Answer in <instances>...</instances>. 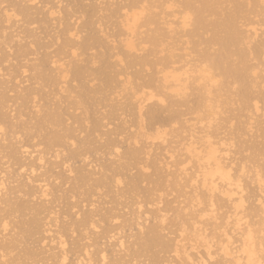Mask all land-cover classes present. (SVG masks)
Wrapping results in <instances>:
<instances>
[{"label": "bare ground", "instance_id": "6f19581e", "mask_svg": "<svg viewBox=\"0 0 264 264\" xmlns=\"http://www.w3.org/2000/svg\"><path fill=\"white\" fill-rule=\"evenodd\" d=\"M0 1L2 4H5L7 0L5 2H3V0H0ZM35 1L36 0H20L19 3H16V4L12 3L11 4L12 6H9V8L13 7L11 9L12 12L10 11L11 13L6 11L7 8L4 9L7 13H10V14L5 13L4 10L2 11V14H3V12L5 14H4V16L2 15V17H0V24L2 25L4 22H6L7 27L5 26V23L3 24V26H5L8 29V27H10L8 25L10 24L11 20L17 19V20H20L22 22H20V21L16 22L15 20H12V22H11L12 24H13V21L15 22V24H13V26L15 25V28L17 27L16 24L19 22L22 23L24 26L28 25V26H26L28 29L26 27H24V29H27V30L26 31L24 30V32L22 31L20 33L25 34V35H23V37L26 36V38H32L31 40H33V42L31 43V41H30V43L34 44V46H36L35 50L37 53L38 50H42V48H43V50L44 49L45 50L50 49L51 47L49 48L47 45L52 43V41H53V43L51 45L56 44V43L57 44L60 43L59 42V39H60L59 36L60 35L62 36V34L59 33L60 35L57 36L58 30H56V33L53 32V34L55 36H57V37H54L52 35L54 37L53 39L55 40L56 43L54 42V40L51 41L50 39H48V37L51 36V34L47 35L48 37L46 36V40H44V38H42V37H40L38 39L40 34L34 33V32H36L35 29L30 28V25H33V24L36 25L35 23H33L36 21V20L34 21V16L36 15L35 14L36 11H34L35 12L34 13L33 9L39 7V5L37 4L38 6L35 5L36 6L35 7L33 5V3L36 4ZM46 1H48V0H46ZM92 1H94V0H92ZM92 1H90L91 4L93 3ZM126 1H128V2L125 4L124 2H126ZM161 1L164 2V0H157L155 2H158V3H154V4H160L159 2H161ZM170 1H167V2H170L169 3L170 5H171V3L174 4L173 1H175V6L179 5L178 3H177L178 5L176 4V2H177L176 0H173V1L170 0ZM72 2L75 3V4H73V3L72 4H73V6L76 5L78 7V10L81 9V12H79V13H80L82 20L79 18L80 16H77L78 18L74 17V19H71V21L72 20L74 21L75 18L77 20L79 19L80 20L79 22L82 21L81 23H79L78 21H76V22L74 21V22H75L76 26H78L77 22L79 23V27L81 26L80 31L82 33H84L85 35L82 36L81 41L79 40L80 42L78 40H76V41H78V42H76L74 39L75 38L78 39V33L76 32L75 29L71 28L69 23H66L65 26L63 27L64 31H65V40L63 41L62 46H61L62 51H64L65 49L67 50V48H71V51L69 50V53L72 55V53H73L72 48H74L73 44L75 42H76V44H77L76 46H78V48L74 49V50H79L82 54H84L88 51L89 52L92 51V53H93L95 48L96 49L99 48L100 50L99 49L98 50L101 51V54L99 52L100 55L97 54L98 55L97 58H91L90 55H93V54L89 55V52L86 53L89 55V56H87V55L86 56L90 57V58H87L84 61L80 58V57H82V56H80L82 54L78 52L79 53L78 56H79L80 60H82L81 64H79L80 63L79 61L77 62L76 60H73V59H72L73 61L71 60V62L69 63V70L67 71V73L69 75L70 81L72 83H74L75 85L73 87H64V90L69 91L70 94L74 93L75 97H76V99L74 101H71L69 103V109L73 108V107L75 108V110H78L80 108L84 109V110H82V111H84L83 114L77 115L76 113H73V114H76V116L69 117V118H72L73 124L77 125L76 129H75V125H74V129L73 128L71 129L70 127H68L69 123H68V125L66 124L67 122H69V119L67 117V114L69 112L67 113L64 110H60V107H59L60 105L58 106V105H55V103H54L57 99L60 98V96H58L59 93H58V95L54 94L53 92L50 93L51 95L53 94L52 96H54L52 98H54V99L57 98V99H55L54 102H52L51 96H50V98H51L50 99L48 96V93H47V95L46 94L42 95V99L45 102L44 105L40 106L41 108L38 107L39 109H36V113L34 114V117L31 118L32 120L30 121V119H29L30 122L27 121V123H29V124H27V126H26V124H24V126H26V127H24L22 125L24 128L19 126V128L21 127V130L23 129L22 131H25V134H27V135H29L30 133L32 135V133H34V132H35V134L42 135L41 138H39L40 135L37 138V135L33 134V138L35 135V138H37L38 141H39V139H40V141H41V139H43L42 140L43 142L41 141L43 144L41 145L40 142H37L36 143L37 145H35L33 142L34 146H32V144L30 145L29 141L27 142L24 140L23 141L24 143L27 142L30 145V148L28 149L29 145L28 144L27 145L26 144L21 145V142H19L18 139H17V141L19 143L16 140H15L16 142L13 143V139L12 140H9V139L13 136L16 138L15 135L19 136L21 133V130L17 127L16 129L19 130V134H17L18 131L17 130L15 131L16 125L14 126L13 125L14 123L12 124V122L10 123L9 121H7L8 117L6 118L4 116V115H7V114H4L6 112H2V109L4 111L6 108V105H5L6 101L4 99H7V98H6V95H5V98L3 97V95H2V97H0V143H1L0 151L2 153L3 152L6 153V155H4L5 159L7 158L8 160H11L14 163V166H17V169L20 171L19 173L28 172V175L26 174L27 177H25V179L27 178L26 181L19 182L17 186H15V184H14L16 182V180L13 181L14 182L13 184L12 183L9 184V182H6V184H5L3 179H0V259H1L0 261H2V259H3L2 264H8L7 262L4 261L5 258L6 259L8 258L7 256H9V259L11 260L10 261L11 264H12V262H15V261L16 262L13 264H23V263L25 264L26 261H27L26 264H28V261H30L29 264H65L67 259L69 258L68 256H70L71 254H72L71 256H73V253H76L77 251H79V252H78V254L76 253V255H75L76 257L73 258L74 263L72 262V264H134V263L139 264V262L142 263V261L144 264L145 263L146 264H173L174 261L172 263V261H170L171 259H169L170 257H172V255H173L174 260L179 261V264H210L209 262L215 261V258H217L216 256L219 257V260L215 261L213 264H264V143L262 144V146L259 149H256L254 147L256 149V158L257 159L255 160V162L257 164L254 166L255 168L252 166L255 170L250 174V172L249 173L245 172V169L243 167L245 162H244V164H243V162L240 163V165L243 164V166L241 165V167L239 169L233 168L234 167L233 166L234 163H232L233 160L232 161L230 160L231 156L229 158V155L231 154L230 151H231V147H232L231 146L232 145L231 141L233 140L232 138H230L232 140L229 141L231 144H229L228 142L225 143V141L227 140L226 138H225L226 140L221 139L222 142L217 144V142L215 143L216 139H215V141H213L214 140V139L212 140L213 136L211 138L209 135H206L205 137H202L203 136L202 135L201 137L199 136V138L197 136V139H196L197 141H195V139L193 137L194 131H193V127H192V131L190 132L191 135L189 133V139H188L190 141L188 144L184 145V149H183L184 150V159L182 160V158L180 157L182 161L180 160L177 164H176V161L174 162V160H173V164L175 166L177 165L178 171H175L176 176L174 174V171H173V174H170L172 177H173V175L176 177V180L174 181V185L176 187H178V188L180 187L179 182L180 181L182 182V177H184L187 179L188 186L190 188H192V191L187 198V200L189 202L188 205L182 209H180L179 208L180 206H179L178 207L179 211L178 210L176 211L175 219H176V221H179V224L177 223L178 225L176 226L177 235L174 234L175 230L171 229L172 227L170 228L172 231H174L173 234L176 235L175 238H174V235H172L173 239H172V237L168 238L167 234H166L167 237L165 234H162V230L165 228L164 223H165V219L167 216V214H165L163 212V209L161 212H163L166 216L160 215L157 213V215H159L158 217L155 218L157 220V222H155V223H157V224H153V225H149V226L148 225L145 226V223L147 224V222H148V218H150V216L149 217L147 216V214L145 213L146 211H145V212H143L144 213L143 215H140V216L145 215L144 218H141L140 216L131 217L134 215V214L131 215L132 213L130 214V218L129 217L128 218L126 217V219L124 218V223H123V225L121 224L122 225L121 228H123V229H125L126 227L128 228V233H126L127 231L125 232L127 235L130 232H132V233H130L127 236L128 238L123 237L124 238V241H123V239L121 240V238H122L121 235H123V233H124V230H123L122 234H120L119 239H118V237L115 238V239H118V240H116V242H117L116 245L114 246L112 243L110 244V245H113L115 247V248H113V250L110 251V253H108L107 251L102 249L101 244L103 242L101 244H99V245H101V249H96V247L93 248L95 245L97 246V244H98L97 241H96L97 244H95V242L93 243L95 245H93L92 243L90 244L88 242L89 244L88 243L87 244L90 245V247L86 246V244H85L84 246L86 247V249L89 248L88 251H86L82 245V242L80 241L81 244L78 242L79 240L76 238L74 233H76V234L79 233V232H77L78 230H81L84 233L88 228L90 230L96 229V227H97L96 225H98V223L105 222V223H107V226L105 227L103 225L105 228L103 230L104 233H106V235L108 236L109 234L114 232V234L116 236H118L119 231H122V229H119L116 232L118 234H116L115 231H112V230H114V228L116 229V227H114V225L110 226L111 221L113 219L116 220V217H115L116 214L119 215L118 212L116 214H112V212L110 211V213L112 214V216H111L109 214V212H108L109 215L107 214V210H106L107 215L105 214L103 219L101 218L102 220H99L96 222L95 218H96V216H98L97 215L98 211H96L97 210L96 207L91 208L89 206L91 209L89 208V210H86V211L81 209L77 212H73L74 211V209H73V211L72 212L70 211V212L73 213L74 216L72 214H71L72 216L69 215L70 218L68 217V220L70 219V221H71L73 219L71 217H74L75 219H73L71 222H68L69 224H67V225H65L63 222L62 225L63 224L64 225L62 226V225H60V223H58V225L55 224L57 222V219L54 218L55 216L53 215V212L51 211L52 207L54 210V207H55L54 204L57 200L60 199L59 203L62 201L61 198H53V196H55V195H56V197L58 195H59V197L64 196V195L60 196L59 191H61L62 193L63 192L67 193V191H64V190H68V191L70 190V192H71L70 196L71 197H73L76 194L80 195V197H81V195H89L90 199H88V202H89V200H91V202H92L91 197H93V192L94 191L99 192L100 189H103V191L105 190L107 192V195L109 193L110 194L113 193L115 196L120 197L121 194H122L121 196H123L124 190L122 191L123 193L119 190L115 191V188L117 189L119 186L123 185V183H124L122 180L118 179L117 172H119L120 169H122V170L124 169L125 171H128V168H130V166H133V165L134 166H140L141 163H140L139 157H140L142 150H140L141 147L139 149H137L138 147L136 149H130V147H129L128 149H126L121 154V152L119 151L120 146L118 147V145H116L117 140H116V143L114 142L115 138L117 136L116 135V132H117L116 129H119V130L122 129L123 130V128L125 126L127 127V125L125 123L128 120H129V124L132 123L133 125H136V131L133 133V136L131 138L134 141L132 143V145L134 143H135V145L138 142L140 143V141H141L140 139H143L144 141L148 142L150 146H153L154 143H155V146H156V143H158V144L162 143V145H163L165 143V140L167 139L166 138L167 135L165 136L164 130L163 129L159 130V128L165 126L168 123V119L163 116L162 110L155 105L148 107V109L146 110L145 109L146 103H148V102L150 103L151 101H153V102L156 101V102L160 103V105H161L164 102H166L167 100H170V102H169L170 107H173L177 100H179V99L183 100V98L185 99V94L187 93L186 91L188 89H190V90L192 89L194 92L188 90L189 91L188 94H190V92H191V94L195 93V95H193V96L194 97L196 96V98L192 102V105L189 106L190 112H188V113L193 115L195 121H198L199 124L197 125V127L198 126L202 127L203 122H205V123L207 122L209 125H213L212 123H215L214 118H216L214 115L217 116L216 111L220 112L219 105H221V103H220L221 101L219 99L220 98L219 93H221L223 91V90L221 91V89H225L224 90L225 92H222L223 94L229 93L231 90L230 87H232V86H229V84L231 82L232 85H236L238 87V89H237L238 91L236 90L238 92L236 94V96H238V98H239L240 105H241L240 107H242L241 110L247 112L248 109L250 108V106H252L251 103L253 102L252 104H254V108H253V106H252V108L254 109V111L257 114V111L261 107H259V105H257L256 102H254L255 100H253V98H252V96H253L252 90H254V88H255V83L256 82L258 83V81H256V80H257V78L259 80V76L258 77L255 76L256 75V72H255L256 68H255V66L250 65V64H252L250 62L253 60H254V62L257 61L258 63L256 66L259 69L261 67V69H260L261 71L263 68V71H264V0H202L198 4L196 3L195 0L194 1L193 0H181V2L179 1L180 4H182V6L181 5L180 6L183 8V11L180 8V10L182 12L179 10L181 14L178 12V9H177L179 6L177 8H175L177 10V13H175V12H173L174 9H171V7H169V4L167 2H165L166 5L168 4V8H169L168 11L171 10L173 14L175 13L178 15L176 17V15L174 16L171 13L173 15V16H171L169 14L170 12L167 13L168 11L165 12V10L164 11L159 10L160 12H163L162 14L160 12H158L161 14V15H158V16H160L159 20L163 22L162 19H164L163 17L166 16V13H167L168 16H166V17H168V19L169 18L173 19V17H174V19H177L176 21H178V23H179V24L177 23V25H179L178 27L180 28V30L178 29L179 31H176L177 28L175 30V28H174L175 22L173 24V21H172V23L167 22V24L169 23V27H168V29L166 28L164 30L165 33H163V31H162L163 29H159L160 25L154 24L153 26H155V25L159 26L157 28V30L155 29L156 32L154 33L153 31H151V32H153V34L151 33L152 35L151 34L146 35V38L144 37L143 40L145 43H149L154 48V47H156L155 46L156 43L159 44V43L165 42V41H162V38L164 36L170 35L168 37H174V35L175 36L178 35V36H176V38L178 37L177 41L175 40L176 44L172 40H170V39H168V40L173 42V44H174L173 46L179 45L178 47H180V46H186V47L182 48L183 49L182 50L183 51L182 57L180 56L181 57L180 58L178 56L180 59L178 58L177 61H175V59H176L174 57L175 55L172 56L167 51L168 50H169V52L173 51L177 47L173 50L172 49L167 50V48H171V46L170 45H168V46L166 45L167 47L164 46L165 50H167V51H164V52H166L165 53L166 56L169 54V56L166 57L165 55H159V53H158V51L164 50V49L160 50L164 44L161 45L160 49L157 51L158 54L156 53L157 55L161 56V58L160 59L158 58L159 62H157L156 65L154 64L155 60L153 61V64H154V66H156L155 68L157 69V70H155L156 73L152 75L153 77L155 75V77L152 79L149 78L150 80H148L149 81L148 84H150V86L147 85L148 87H150V89L153 87L156 94L154 95L151 93L150 95L146 96L145 98L143 97V94L145 91L144 88H143L144 89L143 92L138 93V91H141L142 89L138 90V87H137L136 88L137 93H136V91H134L135 89L133 88V86H131L134 83L132 81H131V83H129L130 81L129 82L127 81V80H129V75L127 77V72L125 71L123 66L131 68L132 66L138 67L141 64H144V65L148 64L147 67L148 68L151 67V66H149V65H151L149 63L152 61V59L149 62L148 58H146L145 55H144L145 57H140V56L135 57L132 54V51L134 49H136V47L134 46L135 44L132 43V41L130 39L133 37L132 39L134 41L135 33L137 34V36H135V39L138 38V33L140 34V32H141L139 28L141 26H144L143 24L145 22L148 24L146 28L151 26L150 24H153L156 21L155 17L157 15L154 17L152 16V14H151V16L150 15L147 16L149 14L148 11H145V10L143 11V9H141V8L146 9V5H144L145 7H143V5L141 6V4L145 2V0H124V2H123L124 5H122L121 1L118 4L115 3L116 4L115 6H114V4L113 5L111 4V6H114V7H112L111 15H112V17H115V20H116L115 26L116 27L115 26L113 27L112 25L111 26L116 29V32H117L116 34H117V36H119V38L117 37L118 38V40H117L114 33L112 31H111L112 33L110 32V30H112L113 28L109 30V35H110V33H111V35L113 34L114 35L113 38L115 40L112 38H108L109 35L105 34V32H108L107 29H106L107 31L104 29L105 32H103V34H105L104 36H107L106 39L108 38L109 40H114V42H113L114 44H112L111 41L109 43L107 42V40L105 39L103 34L101 35L102 28H100V30H98L99 26H101V24H98L100 22H97L96 20H94L96 17V14H98V13L100 14V12L103 11L104 9L101 8V10L99 12L100 7L99 8L97 7L98 4L96 3V1H94V2L97 5L92 4L90 7H87L88 10H86V11L82 10L85 8V7L83 8V3L85 4L84 0H73ZM152 2H154V0ZM194 2H195V4H197L196 6H195V4H193ZM1 3H0V6L2 5ZM38 3L40 4L41 2L38 1ZM44 3L46 5V2H44ZM44 3H41V4H43L42 5L43 7L45 6ZM48 3H51V1ZM90 3L88 5L87 4L86 5L89 6ZM225 3L229 6L227 7V9L224 10L223 7H224ZM154 4H153V6H154ZM173 4H172V8H173ZM108 5H110V4H108ZM166 5H163V9L165 8ZM221 5L223 6L222 7L223 10L220 9ZM42 6L39 8L42 9ZM51 6H52V4H51ZM68 6L71 7L70 5H68ZM107 6H105L107 8L106 10L111 11V9H108ZM111 6H109V8H111ZM138 6L139 7L141 6L140 7L141 10L138 9ZM47 7H44L43 10H46L45 8H47ZM150 7H149V10H150ZM39 8L36 10L42 14L43 10H42V12H40L41 9L39 10ZM53 8H54V6L48 8L46 10L47 14L44 13V15H48V17H50V19L55 14L57 15V13L55 12V10H53ZM76 8L73 7V9H74L73 13L77 12V11L75 12ZM154 8H155V6H154ZM224 8H226V7H224ZM59 9L57 8L56 10H58V12H59ZM151 9H153V8H151ZM68 10H67V12H68ZM71 10H69V11L71 12ZM106 10L101 12V14L104 12H107ZM61 11H62V9H61ZM140 11H143V12H140ZM70 12H69V14L71 15L72 12L71 13ZM164 12H165V15H164ZM65 13H66V11H65ZM142 13H144L145 15L144 14L143 15L147 16V17L145 18L142 15ZM158 13H156V14H158ZM59 14L60 13H58V15ZM101 14H100V16L102 18L101 17L99 18L100 21H101V19L104 18L103 20H105V17H108L105 15H104L105 17H103V14L102 15ZM61 15H59L58 17H60ZM65 15H67V14H65ZM76 15H77V13H76ZM169 15H170V17H169ZM39 16H40V14L38 15V18L40 19V22H38V26H40L39 24L42 23L41 25H44V27L46 26L45 29L49 30V26H47L45 24L49 23L50 19L47 18V16H46V19H48V20L45 19L47 21L46 22L45 20H41V18L43 17L42 15H41L42 17H39ZM141 16L145 19L143 20V18H142V20L140 21ZM62 17H63V15H62ZM97 17H99V16H97ZM259 18H261V20ZM67 19H66V21H67ZM55 20L56 21L58 20L59 26L64 21V20L62 21L61 18L58 19L57 17ZM159 20L157 19V21H159ZM52 21L54 22V20H52ZM52 21H51V23L53 24ZM71 21H69V19H68L67 22H71ZM108 21H110V20H108ZM142 21L144 23H142V25H141ZM8 22H9V24H8ZM138 22H140L139 25H141V26L140 27L138 26L139 28L138 27L136 28ZM20 23H19V25H20ZM51 23H49V24H51ZM64 23H65V21H64ZM164 23L166 24V22H164ZM54 25L55 24H53V26ZM97 25H99V26H97ZM171 25H172V28H171ZM3 26H1L2 28L0 27L1 28L0 30H2L4 28ZM53 26H50V29ZM153 26H151V28ZM189 26H191L192 28ZM32 27H35V26H32ZM40 27H42V26H40ZM44 27L42 28L43 30H45ZM60 27H62V26H60ZM60 27H59V29H60ZM97 27H98V29H97ZM187 27L189 29L191 28V30H189V29L187 30ZM39 28H38V30H39ZM161 28H162V26H161ZM55 29H56V27H55ZM55 29L52 28V31H54ZM135 29H137L136 30L137 32L135 31ZM206 29L210 32V37L207 39H204V38H202L201 33L206 31ZM5 30L6 29H4V31ZM10 30H12V28ZM138 30H139V32H138ZM4 31L2 30L3 33H5ZM49 31L51 33V30H49ZM80 31H79V33H80ZM26 32H27V35H26ZM41 32H42V30H41ZM43 32H45V31H43ZM20 33L17 34V32H16L15 35H12L13 33L11 34L9 32L5 33L7 35L10 34L9 38H8L9 35L4 36L1 33V38L3 39L5 37V40L6 39L9 40V41H7V40L4 41V44L7 42L5 45L7 46V44L9 45V43H10V46H11L12 41L14 43L15 37H17L15 41H17V39L19 38L17 43H21V42L26 41L23 39L22 35L20 36ZM35 34H37L39 36H36ZM47 34H48V31H47ZM171 34H173V36H171ZM111 35H110V37H111ZM154 35H156V37ZM121 37L122 38L123 37L129 38V39L119 41ZM13 38H14V40H13ZM49 38H52V37H49ZM194 38L197 39V42H195V43H197L198 45H205L204 46L205 50L207 49L206 47H209V46L210 47L215 46V48L217 50L215 52L211 53L209 51H205L204 49L198 50V48L196 47L197 50L194 52V50L191 48V50H193V54H195L194 55L195 58H194V56H192L193 54L190 55L191 50H186L188 48L187 45L191 44V40ZM40 39L41 40L43 39V41H42L43 43L45 41H47V39L49 42L47 41L48 44L45 43L46 44L45 45L43 43H40L41 42ZM166 39H163V40H166ZM180 39H182V40H180ZM183 39H185V40L183 41ZM57 40H58V42H57ZM116 40L119 41L117 44L118 46L114 47ZM157 40H158V42H157ZM159 40H160V42H159ZM168 40H166V41H168ZM140 41L142 42V40H139V38H138L135 41V43H137V42L139 43ZM61 42H62V40H61ZM141 42L139 43V45L138 44L137 45L142 48L143 43L141 44ZM172 42H171V45H172ZM27 43H28V41H27ZM110 43L113 45V47L111 45H109ZM57 44L55 45V47L57 46ZM24 45H27V44L25 43ZM29 45L27 48H25L26 46H23V44H22L23 47L18 50L19 53L20 54L25 53L24 55H26L27 49H29V48L31 49V47L33 46V45L32 46H29ZM10 46H7L6 48L8 49ZM12 46L14 47V45H12ZM18 46H19V44H18ZM46 47H48V48H46ZM139 47L136 50L141 52V50H143V49L139 50ZM146 47H147V45L145 46V48ZM32 48H34V47H32ZM158 48H159V46H158ZM215 48H213V49H215ZM2 50H3V48H2ZM177 50L178 49H176V51ZM211 50L212 49H210V51ZM102 51H104V52H102ZM154 51L152 50V53H154ZM185 51H188L190 53L189 55H190L191 59H196V55H197L198 61L196 62L195 65H193L195 62L194 63L192 62L193 64L191 62L188 63L189 62V60H188L189 55L187 52L185 53ZM114 52L116 53V55H114L115 54ZM164 52L163 53L161 52V53L164 54ZM178 52L180 54V51H178ZM28 53H27V55H28ZM75 53H77V51H75ZM152 53H150V54H152ZM156 54L154 53L153 55L156 56ZM176 54H178V53L176 52ZM57 55H59V54H57ZM73 56H75V54H73ZM152 56H151V58H152ZM162 56H164V57H162ZM6 57H8V56H6ZM20 57H21V55H20ZM50 57H51V54H49V56L44 55L41 58V60L39 59L38 64H36V65L34 64V68L32 67L33 71H31V72H33L32 75H33V79L35 80L34 82L39 84V85L42 84V86H44V87L41 86L42 88H45L46 86L43 84H46V85H50L51 89H52V87H54L55 90H56V88H58L57 92L58 91L60 92V91H63L62 85L68 84V81L66 80V76L62 75L64 69L61 65V62L60 63L58 62L59 64H57L56 61H52V59L55 57V55H54V57L52 56L53 58L51 57L52 59ZM83 57H84V55H83ZM94 57H96V55ZM157 57L158 56H156L155 58H157ZM2 58H4V57H2ZM2 58L0 59V63H1V60L2 61L4 60ZM57 58H58V56H57ZM70 58H71V56H70ZM79 58L75 56L74 59L78 60ZM23 59H24V57H23ZM36 59H37V57H36ZM114 59H116V60L114 61ZM53 60H56V57ZM147 61L149 63H147ZM8 62H9V60H8ZM28 62L30 63V61H28ZM95 62L99 63V65L97 67H95L96 66ZM124 62L126 64L123 65ZM117 63L118 64L121 63L119 66H122V65L123 66L119 67ZM190 64H192L193 66ZM146 65L144 67H146ZM1 66H2V64H1ZM9 67H7V68H9ZM118 67L121 68L122 70L118 69ZM137 67H134V68H137ZM152 67H153V65H152ZM159 67H161V70H158ZM150 69H152V68H150ZM123 70L126 72V74H125L126 76H123L124 77L123 79H125V77H126V79H125L126 81L121 80L122 78H120V76L122 77V73L124 72ZM130 70H134V69L131 68ZM21 71H23V70H21ZM24 72H26V71H24ZM12 73H14V72H12ZM28 73H30V72H28ZM136 74L139 75L140 73L138 74V72H136V73H134V74L132 73L130 75L135 76ZM123 75H124V73H123ZM4 78H0V79L3 81ZM15 80L17 82V79H15ZM11 81H13V80H11ZM29 81H30V79H29ZM4 82H5V84L8 83V82L6 83L5 80H4ZM4 82H0V84H4ZM31 82H33V81H31ZM263 82H264V78H263ZM257 83H256V86H258V84H259V83L258 84ZM10 84H11V82H10ZM15 84H17V83H15ZM127 85L130 88L127 87ZM134 85H136V84H134ZM236 86H233L232 89ZM261 86H262V88H259V89H261V90L264 89V84H262ZM13 87H10V88H13ZM19 87H21V86H19ZM33 87H34V85H33ZM47 87L49 88V86H47ZM15 88H17V87H15ZM228 88H229V90H228ZM32 89H34V88H31L30 90L26 89L27 93H26L25 97L21 96L24 98L25 103H28L29 101L33 102V98L35 96H37L36 93L34 95L35 89L34 90H32ZM45 89H47V88H45ZM116 89H119V90H117V91H119V93H118L119 95H121L123 93L128 94V89H129V94L126 95L127 97H123L125 95L120 96L121 100L122 99L126 100L125 103H124L125 100H123L124 104L120 103L118 101H117V103H115V100H118V98H119V97H117V99L116 98L114 99V97H112V95L115 94ZM213 89H218V90H215V92H213ZM256 89L254 92H256ZM0 90H6V88L0 87ZM120 90L123 93L121 92V94H120ZM147 92H148V90H147ZM259 92L263 93V91H259ZM259 92L257 91V94H259V96H261L260 97L261 100L258 99L259 98L258 95L255 96L254 98L257 97L256 98L257 102L262 101L264 103V94H260ZM140 93H142V94H140ZM3 94H4V92H3ZM32 96H34V97L32 98ZM56 96H58L59 98ZM116 96H118V95H116ZM186 96H188V95H186ZM29 97H31L32 99H30ZM111 97L114 99L113 100L114 103H112L113 101H112ZM194 97H192V98H194ZM222 97H223V95H222ZM222 97H221V100H223ZM173 98H175V99L177 98V100L174 101V100H172ZM186 98H188V97H186ZM100 100L106 101V103L108 102L109 104L111 102L110 105L107 103L108 106L110 107L109 108L110 110L107 109L108 110L107 113H109L110 117L112 116L111 118H113L115 115H117V113L120 114V112L123 110V109L121 110V108L123 106H124V109H126L125 111H127V113L130 114V116L132 115L133 118L129 117V119H127L126 121H123L124 123L122 121L120 122V120L122 119L123 114H124V113H122L121 114L122 116L120 115L121 119L118 120V122H120V124L119 123L115 124L116 129H113V128H115V125H113L114 123H112V125L114 127L110 123L111 128L116 131V132H114L115 134L113 133L112 130L107 131V129H109L110 126H109V124H106V123H108V121H110V120L107 121V118L105 117L104 119H106V120H104V121H106V122H104L102 119L99 118L100 116L98 114L100 113V111L97 112L98 111L97 108H99L102 105V103L100 104ZM60 101H62V100L60 99ZM185 101H187V100L185 99ZM51 102L54 104V106ZM97 102H99V104ZM22 103H24V102H22ZM59 103L57 101L56 104H59ZM61 103H63V101ZM95 104L100 105V106L97 107ZM103 104H104V102H103ZM107 104H105V108H106ZM223 104H225V103L223 102ZM39 105H42V104H39ZM93 105H95V107H97L96 108L97 110H94L95 107ZM148 105H150V104H148ZM4 106H5V108H4ZM89 107H94V108H92V110L90 111ZM222 107H224V105ZM36 108H37V106H36ZM252 108H251V110H252ZM61 109H62V106H61ZM164 109H165V106H164ZM187 109H188V107H187ZM20 110H17V114H16V119L19 118V120L24 118V117H22V113L25 112V111H21V113H19ZM250 111H248V112H250ZM15 112H16V110H15ZM74 112H76V111H74ZM104 113H106V112H104ZM104 113L102 111V113L100 115H102ZM167 113H169V112H167ZM10 114H11V112H10ZM96 114L99 117H97ZM164 114H166V113H164ZM18 115H20L22 118H20ZM250 115L253 117L252 113H250ZM104 116H105V114H104ZM109 116L107 115L108 119H111V118H109ZM120 116H115V118L116 117L120 118ZM66 117H67L68 121L67 120H65V121H67V122L64 121V119ZM174 117H175V115H174ZM212 117L214 120H212ZM252 117L250 118V122L252 120ZM101 118H103V116ZM126 118L127 117L125 115V119ZM130 118H132V119H130ZM134 118H135L136 124H134V122L132 121V120H134ZM9 120L11 121V119H9ZM27 120H28V118H27ZM111 120H114V119H111ZM190 120H191L190 122L192 124L193 119H190ZM211 120L214 122H212ZM21 121H23V119ZM116 121H117V119H115V122ZM130 121H131V123H130ZM184 121H185V119H184ZM111 122H113V121H111ZM23 123H26V121H23ZM23 123H21V124H23ZM185 123L188 124L187 122H185ZM129 124H128V126L130 129L131 126ZM171 124L176 125V124H174V122H172ZM171 124H170L171 128L175 127ZM186 124H185V126H186ZM200 124H202V125L200 126ZM251 124H252V122H251ZM259 124H261V122ZM117 125H118V128H117ZM207 125L205 127H207ZM106 126L109 128L106 129L105 128ZM192 126H194V124H192ZM104 128L106 129V131H103V130H105ZM133 128L130 130H133ZM211 128H213V127H211ZM207 129H209V128H207ZM166 130H168V127L165 129V132L167 133ZM209 130L211 131V129H209ZM209 130H208V132H209ZM76 131H78V134L81 133L80 135H83L82 133H84V136L81 138V136L78 135L79 139H76V136H75ZM111 131H112V135L110 133ZM149 131H150V134H149ZM174 132H175V130H174ZM195 132H197V130ZM198 132H201V131H198ZM119 133L120 132L118 131V135H119ZM123 133H125V132L124 131L121 132L120 135ZM128 133L131 134V131ZM125 134H123V135H125ZM209 134H212V133H209ZM21 135L25 137L24 134H21ZM76 135H77V133H76ZM113 135H115V136H113ZM22 136H21V138L19 136L21 141L23 140ZM103 136H104V142L102 144L101 142L103 141V139H102ZM110 136H111V138L113 136L114 140H112L113 138L111 139ZM6 137H9V139L7 140ZM164 137L166 138L165 140H164ZM28 138H29V136H28ZM121 138H123L122 135H121ZM173 138H174V136H173ZM31 139H32V136H31ZM33 140H36V139H33ZM238 140H240V139H238ZM127 141H129V140H127ZM223 141H224V143H223ZM5 142L7 144H5ZM38 143H40V145L42 147H40ZM181 144H177V145H181ZM233 144H234V142H233ZM132 145H131V147H132ZM135 145H134V147H135ZM35 146H39V147H36L38 150L37 153L35 150L36 149ZM43 146H44V148H43ZM32 147H33V149H31ZM149 147L145 146L146 150L148 148L149 152H151L152 151L151 147L150 148ZM38 148H40V151ZM41 148H43L44 150H41ZM142 148H144V147H142ZM160 148H161V146H160ZM102 149L106 150L105 154H106V156L109 157V159H108V157H107V159L110 161L108 164H106L108 162L107 161V162H105V164L101 165V169H100V172L98 171V174H97L96 170L94 169V172H96V174H95L92 171H89V169L87 170V168H85L84 166H86L85 163L88 159L87 158L88 155L93 156L94 154H97V156H98L100 153V150H101V154H102V151H103ZM152 149H154V148H152ZM178 149H180V148H178ZM29 150H35L34 152L36 154L33 152L35 154L34 155L32 152H29ZM166 150H164V151H166ZM44 151H46V157L48 156L49 152H52L51 154H53V156L56 160H59L60 159L59 157H61V160H62L63 156H64L63 162L62 161H60V162H62L64 165L67 163V165L63 167V168L67 167V170L64 169V170H66L65 172L74 174L72 176H69V178L73 177L72 178L73 183H72L71 187L68 185L69 189L63 188V191H62V189L59 190V188H58L59 191L58 190L57 191L59 194L58 193L53 194L52 191L50 190L49 183H52L53 180H52V182H50L51 179L49 180V178L52 176L49 175L48 171H46V170L44 172L39 171L37 173V171L40 168L42 169L44 166V162H43L44 154H45ZM143 151H145V150L143 149ZM177 151L178 150H176L174 152L177 153ZM147 152H148V150L145 152H142L145 154V156H144V154L142 155V157L144 156V159L149 158L148 156L150 153L147 154ZM161 152L163 153V150H161ZM168 152H169V150H168ZM179 152H180V150H179ZM179 152H178V154H179ZM103 153H104V151H103ZM162 153H161V155H162ZM167 155H168V153H167ZM23 156L25 157L24 159L26 161L23 160ZM102 156H105V155L102 154ZM102 156H100V157H102ZM106 156H105V158H106ZM168 156H170V155H168ZM2 157L3 156H1L0 159ZM51 157H52V155H51ZM112 157L113 158L118 157L119 159H122V163L121 162H120L121 164L117 163L118 160H116V159L113 160ZM49 158H50V153H49ZM54 158L52 160L53 162L56 161ZM156 158H158V161ZM156 158H155L156 160H154V162L157 161V163H158L159 160L161 161V159H159V155H157ZM160 158H162V157H160ZM172 158H173V155H171L169 157V161H171V163H172ZM7 159L5 161H7ZM100 159H99V161H100ZM1 160H3V159H1ZM147 160H149V159H146V161ZM162 160H164V157ZM165 160H166V157H165ZM169 161H166V162H169ZM76 162H82L85 165L84 166L81 165V167H82L81 168L80 167L81 163H80L79 167H74L73 165ZM92 162H93V160H92ZM163 162L161 161V163H163ZM166 162H164L163 165L168 166L166 169L169 170L170 165H169V163H166ZM1 163H3V162H1ZM4 163H6V162H4ZM62 163H60V164H62ZM87 163H88V161H87ZM102 163H104V162H102ZM161 163L160 164L158 163L159 167H160V165H162ZM37 164H38V166H37ZM57 164H56V166H57ZM88 164L91 166L90 163H88ZM7 165H8V162H7ZM7 165H6V167H7ZM153 165H154V163H153ZM174 165H172L173 168H175ZM12 166H13V164H12ZM12 166H9V168H8V169L11 168L10 172H12V168H13ZM58 166H60V165H58ZM90 166L88 168H90ZM172 166L170 168L171 170H172ZM178 166H179V168H178ZM54 167H55V163H54ZM159 167H154L157 176L161 174ZM48 168H50V167H48ZM97 168H100V167L97 166ZM126 168H127V170H126ZM144 168H146V167L140 166L138 173L133 175L130 179L128 178L129 179V180H127L128 181L127 182L128 192L129 193L138 192V195H140L142 193V194H144L145 198H147L149 201L151 200L150 207L153 208L156 205H157L156 207H158V204H156L155 200H154L155 205L152 206V202H153L152 199L155 197V196L152 197V194H154L155 192H152V190H151V192L145 191V189L143 190V187L140 186V184L143 181V176H144V175H142L141 171ZM3 169L5 170V168H3ZM130 169H133V168H130ZM90 170H92V168H90ZM144 171H146V170H144ZM10 172H9V175H10ZM14 173H15V171H14ZM19 173H15V174H18V176H19ZM162 173H163V171H162ZM167 173H168V171H167ZM4 174H5V172H4ZM4 174H2V175H4ZM1 176H0V178H2ZM15 176H14V178H15ZM19 177L21 178V176H19ZM60 177H62V176H60ZM162 177H161V180H162ZM8 178H10V177L8 176ZM23 178H24V176H23ZM184 178H183V181H184ZM156 179H158V177H156ZM167 179H168V177H167ZM172 179H174V178H172ZM186 179H185V182H186ZM61 180H62V178H61ZM19 181H21V179ZM57 181H58V179L56 180V183H58ZM159 182L160 181L158 180V182L155 183V187L159 186V184H160ZM169 182H170V179H169ZM56 183H54V185ZM166 183H167V180H166ZM6 185H7V187H6ZM11 185L13 187L15 186V188H13ZM8 186H9V188H8ZM64 187H66V186H64ZM51 188H52V186H51ZM118 189H122V188L119 187ZM147 189L150 190L149 188H147ZM118 191L121 192V194ZM117 193L120 195H117ZM14 194H19V195H17L16 198H18V196L19 197L21 196L22 198L20 197L21 198L20 200L19 199L13 200L11 195H14ZM155 194H157V193H155ZM114 195H112V199H111L112 201L114 200V198H113ZM130 195L133 196V194H130ZM104 196L105 195L103 194V197ZM82 197L83 198H79V199H83L82 201H85V204H86V202H87L86 200L89 197H87L86 199L84 198L85 196H82ZM119 197H117L118 200H119ZM144 197L141 196L140 197L141 201L138 200V202H140V204H141L140 205L137 203L139 205L138 207H136L138 209V211L140 209V206H143L142 205V202H143L142 199ZM156 197H157V195H156ZM23 198H24V201H22ZM65 198H63V200ZM67 198L65 199V201H68ZM70 199H69V201H70ZM137 199H139V196H138V198H136V200ZM74 200H77V199L74 198ZM132 200H134V199H132ZM51 201H53V202L51 203ZM78 201L79 200H77V205H78ZM115 201H116V199L114 200V203H115ZM144 201H146V199ZM159 201H161V199ZM79 202H81V200ZM91 202H89V203L91 204ZM161 202H163V201H161ZM181 202H182V200H181ZM49 203H51L50 204L51 206L53 205L51 208H50V206H47ZM56 203H58V202H56ZM70 203L71 202H69V204ZM73 203L75 205L76 202H73ZM99 203H100V201H99ZM157 203H159V202L157 201ZM62 204H64V202ZM87 204L84 205V207H86ZM106 204L108 205V203H106ZM131 204L133 206L134 203H131ZM144 204H146V203L144 202ZM184 204H186V202ZM203 205L206 208L204 210H200L199 208H201ZM183 206L181 204V207H183ZM69 207L71 208V206H69ZM74 208H75V206H74ZM159 209L160 208L157 209V212H159ZM224 209H226V211H224ZM220 210L224 211L225 213L221 217L222 218L221 223H218L219 219L217 217V213ZM164 211H166V210H164ZM61 212H62V210H61ZM103 213L104 212H102V213L100 212V214H103ZM147 213H148V211H147ZM149 213H150V210H149ZM221 214H222V212H221ZM55 215H56V213H55ZM67 215H65L66 216L65 218H67ZM113 215H115V216H113ZM123 216L121 217V215H120L117 218V221L120 218H122L121 220H123ZM13 217H15L14 218L15 220L13 221V223H12L13 225L11 226L9 221L11 219H13ZM56 218H57V216H56ZM112 223H113V221H112ZM101 225H100V228H101ZM59 226H61L60 229H58ZM118 226H119V224H118ZM173 226L175 227V224ZM56 227H58V228H56ZM132 227L135 228V230H137V231L134 230L135 233H133L134 231H132V229H131ZM207 227H209V229ZM52 228H54L56 230H54ZM167 228H165V230ZM75 230H76V232H74ZM207 230H209V235L206 233ZM94 231L95 230H93V232ZM69 232H72L71 234H73L75 239H77V241H76L75 239H73L74 238L73 235H71V236L69 235L71 238L73 237L72 238L73 241H71V242L73 243L75 240L78 243V245H81V247L80 246L79 247L73 246L72 250H74V248H76L73 253H70V251H72V250L70 249L71 247L67 246V243H68L67 238L68 237H65V235L68 234ZM93 232H92V234H93ZM95 233H96V231L94 232V234ZM171 233L170 232L168 233L169 236ZM85 234L89 235L87 233H85ZM82 235H84V234H82ZM111 235L112 236H108V237L106 236L107 237V243H108V241L112 242V240H114L115 235H113V234H111ZM79 236H81V235H79ZM70 237H69V239H71ZM94 237H95V235H94ZM65 238H66L67 243L65 242ZM102 238H104V237L102 236ZM91 239H93V238L91 237ZM91 239H90V241H91ZM127 239L129 240L128 242H127ZM125 240H126V242H125ZM23 241H25L28 244H29V242L30 243L35 242V244L37 243L38 246L30 247L31 246V244H30V246L27 247V245H28L27 244L26 247H24L25 243ZM46 241H48L47 242L48 244H46ZM49 242L52 244L51 246H48ZM69 243H68V245H69ZM72 243L70 244V246L73 245ZM77 243L74 242V244H77ZM33 246H34V244H33ZM65 246H66V249H67V247L70 249V251H69L70 254H68V256H67L68 250L66 251ZM91 246H93V247H91ZM82 247L84 248V250L82 249ZM91 249L92 250L95 249V250L92 252H89V250H91ZM107 249H109V248H107ZM13 252H14V255L16 252L15 256L12 254ZM80 252H82L83 254H81ZM169 254H171L170 257H168ZM10 255L12 256V258L10 257ZM173 258H172V260H173ZM12 259H14L15 261H12ZM69 259H70L69 263L71 264V257ZM67 264H68V262H67Z\"/></svg>", "mask_w": 264, "mask_h": 264}, {"label": "rangeland", "instance_id": "374dc122", "mask_svg": "<svg viewBox=\"0 0 264 264\" xmlns=\"http://www.w3.org/2000/svg\"><path fill=\"white\" fill-rule=\"evenodd\" d=\"M6 0H3V2H5ZM9 1V2H8ZM12 1V2H11ZM37 1V0H36ZM35 1V3L36 4H34L33 3V5L35 6H38L39 5V7H41L43 4H41V3H44V2H46V5H45V3H44V7H47V8H45L46 10L48 9V8H50V7H53L54 6V8H53V10H55V12L57 13V15L55 14L54 16H52L51 17V19H50V17H48V15H44V13H46L47 14V11L46 10H43L44 9V7L42 6V9L41 8H39V7H37V8H34L33 9V12L34 11H36V15L34 16V21L35 22H33V23H35L36 25H30V28L31 29H35V31L36 32H34V33H39L40 34V36L39 35H37V34H35L36 36H39L38 37V39L40 38V37H42V38H44V40H46V36L47 35H49V34H51V36H49V37H52V38H49L48 36V39H50L51 41L52 40H54L53 38L54 37H57V36H59L60 34H62V36L60 35L59 36V42L60 43H56L55 42V40H54V42L57 44V46L55 47V45L56 44H53V45H51L52 43H53V41H52V43H50V44H48V39H47V41H45L44 43L42 42L43 41V39L41 40V42L40 43H43V44H45V43H47L48 45V47L50 48V49H44L43 50V48H42V50H38V54L36 53V50H35V48H36V46H34V44H31L32 42H33V40H31L32 38H26V36H24L23 37V35H25L24 33H20V32H24V30L26 31L28 28L26 27V26H28V25H26V26H24L22 23H20V22H22V21H20V20H15V19H12V20H15L16 22L17 21H20L19 23H20V25H19V23H17L16 25H17V27L15 28V25L13 26V24H15V22L13 21V24L11 23L12 22V20H11V22H10V24H9V22H8V26H10V27H8V29L6 28L7 26H6V22H4L5 23V26H3V24L1 25V26H3L4 28L2 29L3 31H4V29H6L4 32L5 33H13L12 35H15L16 34V32H17V34H19L20 33V36L22 35V37H23V39L24 40H26V41H24V42H21V43H17V41H18V39H17V41H15L16 40V38L17 37H15V40H14V38H13V40H14V43H13V41H12V43H11V46H10V43H9V45L7 44V46H10L8 49L6 48L7 46L4 44V41H6L5 40V35H7V34H5V33H3L2 32V30H0V57L2 58V57H4V58H2V59H4L3 61L1 60V63H0V78H4V80L6 81V83L7 84H5V82H4V80L2 81L1 79H0V82H4V84H0V87L1 88H3V87H5L6 88V90H0V97H2V95H3V97L5 98V95H6V98L7 99H4L6 102V108H5V106H4V108H5V110L3 111V109H2V112H6V113H4V114H7V115H4L6 118H7V121H9L10 123L12 122V124L15 126V131L17 130L16 128L18 127L19 128V126H21V127H23L24 126V124H26V126H27V124H29V123H27V121H29V119H30V121L32 120L31 118H33L34 117V114L36 113V109H39L38 107H40V106H43L44 105V101H43V99H42V95H44V94H46L47 95V93H48V96H49V98H50V96H51V98L52 97H54V96H52L50 93H54V94H57L58 95V93H59V95L58 96H60V98L58 97V96H56V97H58L59 99H57V98H55V99H57L56 101H55V99L54 98H52V102H54L55 103V105H60L59 107H60V110H64L65 112H69L68 114H67V117H68V119H69V122H67L68 120H67V117L64 119V121L65 120H67V121H65V122H67L66 124L68 125V123H69V125H68V127H70L71 129L73 128L74 129V125H75V129H76V124H73V120H72V118H69V117H71V116H76V114L77 115H80V114H83V112L84 111H82V110H84L83 108L81 109H78V110H75V108L73 107V108H70L69 109V103L71 102V101H74L75 99H76V97H75V94L74 93H72V94H70L69 93V91H65L64 90V87H73L75 84L74 83H72L71 81H70V79H69V75H68V73H67V71L69 70V63L71 62V60L73 59V60H76L77 62L79 61L80 63L79 64H81V61L83 60H86L87 58H90V57H87V56H89L90 54H93V55H90L91 56V58H97V54H99V52H100V54H101V51H99L100 49L99 48H95V50H94V52L92 53V51L91 52H89V55L88 54H86V53H88V52H86V53H84V54H82L79 50H74V49H77L78 48V46H76L77 44H76V42H78L79 40L81 41V39H82V36H84L85 34L84 33H82L81 31H80V27H79V23H81V22H79L80 20L78 19H76L75 18V22L76 21H78L77 22V24H78V26H76V24H75V22L72 20L71 21V19H74V17H77V16H80V13L79 12H81V9L80 10H78V7L75 5V6H73V4H75L74 2H72L73 0H48V1H46V0H38L39 2H41L40 4L38 3V1L36 2ZM51 1V3H48V2H50ZM66 1V2H65ZM68 1V2H67ZM86 0H84V2H85ZM90 1H92V0H87L86 2H85V4L83 3V8L84 9H82V10H88V8L87 7H90L92 4L94 5L95 4V2L94 1H96V3L98 4V8H99V12H100V10H101V8H103L104 10H106L107 8L105 7V6H107L108 4H110V5H108L107 7H108V9H111V11L110 10H106L107 12H104V13H102L103 14V17H105V16H108V17H105V20H103V19H101V21H100V14H101V12H103V11H101L100 12V14L98 15V14H96V17H95V19L94 20H96L97 22H100V23H98V24H101V26H99V25H97V26H99V29H98V27H97V29L98 30H100V28H102V32H101V35L103 34V32H105V30L107 29L108 30V32H105V34L106 35H109V30L110 29H112L114 26H115V17H112V15H111V12H112V7H114L116 4L115 3H119L120 1L122 2V5H124L123 4V2H124V0H94V1H92L93 3L91 4L90 3ZM103 1V2H102ZM148 1V2H147ZM145 0V2L144 3H142L141 4V6L143 5V7H145L144 5H146V9H144V8H141V9H143V11L145 10V11H148V15L147 16H151V14H152V16L154 17V16H156L155 17V22L153 23V24H150L151 26H153L154 24H158V25H160V28L159 29H163L162 31H163V33H165V29L167 28L168 29V27H169V23L167 24V22H170V23H172V21H173V24H174V22H175V26H174V28H175V30H176V28H177V30L176 31H179L180 30V28L178 27L179 25H177V23H178V21H176L177 19H174V17H173V19H168V17H166V16H168V14L167 13H169L171 16H175L176 15V17H177V15L178 14H175V13H177V10L175 9V8H177L178 6V12L180 13V11L182 10L183 11V8L181 7L182 6V4H180V2H181V0H176L177 2H176V4L178 5V6H175V1H173L174 2V4L173 3H171V5L169 4L171 1L170 0H167V1H170V2H167L166 0H164V2L163 1H161V2H159L160 4H154V3H158V2H155V1H157V0H154V2H152L153 0ZM180 1V2H179ZM194 1V0H193ZM196 1V3L198 4V3H200L202 0H195ZM198 1V2H197ZM20 2V0H7L6 1V3L5 4H2L1 3V1H0V3L2 4L1 6H0V17H2V15L4 16V14L5 13H7V12H12V8L13 7H10L9 8V6H12L11 4L12 3H19ZM64 2V3H63ZM111 2V3H110ZM128 1H126V2H124L125 4L127 3ZM165 2H167L168 4H169V7H171V9H174V11L173 12H175L174 14L172 13V11L170 10V11H168L169 10V8H168V4L166 5L165 4ZM73 3V4H72ZM90 3V5L89 6H87L88 4ZM164 3V4H163ZM7 4V5H6ZM10 4V5H9ZM14 4V5H15ZM38 4V5H37ZM48 4V5H47ZM51 4H52V6H51ZM58 4V5H57ZM87 4V5H86ZM97 4H95V5H97ZM111 4L113 5L114 4V6H111ZM121 4V3H120ZM153 4H154V6H155V8H154V6H153ZM172 4H173V8H172ZM193 4H195V2L193 3ZM197 4H195V6L197 5ZM13 5V6H14ZM65 5V6H64ZM68 5H70L71 7H69ZM102 5V6H101ZM163 5H166L165 6V8L163 9ZM181 5V6H180ZM8 6V7H7ZM35 6V7H36ZM50 6V7H49ZM56 6V7H55ZM59 6V7H58ZM109 6H111V8H109ZM140 6V7H141ZM148 6V7H147ZM151 6V7H150ZM175 6V7H174ZM229 5H227L226 3L224 4V7H226V8H224L222 5H221V7H220V9H222V7H223V9L225 10V9H227V7H228ZM65 7V8H64ZM73 7H77L76 9H75V12L77 13V15H76V13H73V11H74V9H73ZM140 7L138 6V9L139 10H141L140 9ZM149 7H150V10H149ZM2 8V9H1ZM7 8V9H6ZM39 8V10H40V12H42V10H43V13L41 14V13H39V11H37L36 9H38ZM59 9V12H58V10H56V9ZM72 10H71V9ZM148 8V9H147ZM151 8H153V9H151ZM180 8H181V10H180ZM4 9H6V11L4 10ZM9 9V10H8ZM61 9H62V11H61ZM71 10V12H72V16L69 14V10ZM155 9V10H154ZM157 9V10H156ZM222 9V10H223ZM5 11V13L3 12V14H2V11ZM67 10H68V12H67ZM164 11L165 10V12H167L166 13V16H164L165 15V12H164V19H162L163 20V22L162 21H160L159 20V17L160 16H158V15H161L163 12H160V11ZM176 10V11H175ZM180 10V11H179ZM62 13H61V12ZM65 11H66V13H65ZM110 11V12H109ZM143 11H140V12H143ZM181 11V12H182ZM10 12V13H11ZM70 12V13H71ZM109 12V13H108ZM158 12H160V13H158ZM10 13H7V14H10ZM58 13H60L59 15H63V17H62V15L60 16V17H58L59 15H58ZM144 13H142V15L144 14ZM156 13H158V14H156ZM173 15H172V14ZM40 14V16L39 17H42L41 18V20H45L46 19V16H47V18H49L50 20V22L49 23H51V21L52 20H54V22H53V24H55L54 26H53V24L51 23V24H49V23H47V24H45V25H47V26H49V30H51V33H50V31L47 29H45L46 28V26L44 27V25H41L42 23H40L39 25L40 26H42V27H40V26H38V22H40V19L38 18V15ZM65 14H67V15H65ZM101 14V15H102ZM109 14V15H108ZM144 14V15H145ZM154 14V15H153ZM181 14V13H180ZM42 15V16H41ZM74 15V16H73ZM105 15V16H104ZM143 15V16H144ZM170 15H169V17H170ZM71 16V17H70ZM97 16H99V17H97ZM147 16H144L145 18L147 17ZM54 17V18H53ZM56 17L58 18V19H62V21L64 20L65 21V23H64V21H63V23L60 25V26H62V27H60L59 26V24H58V20L56 21L55 19H56ZM110 17V18H109ZM69 19V21H71V22H67L68 21V19ZM78 18V17H77ZM81 20H82V18H81V16L79 17ZM102 18V17H101ZM107 18V19H106ZM142 16H141V19H140V21L142 20ZM145 18H143V20L145 19ZM162 18V17H161ZM172 18V17H171ZM66 19H67V21H66ZM99 19V20H98ZM114 19V20H113ZM157 19L159 20V21H157ZM168 19V20H167ZM260 20H261V18H259ZM46 20H48V19H46ZM45 20V21H46ZM108 20H110V21H108ZM113 20V21H112ZM166 20V21H165ZM107 21V22H106ZM47 22V21H46ZM96 22V23H97ZM164 22H166V24L164 23ZM24 23V22H23ZM66 23H69V25L71 26V28L72 29H75L76 30V32L78 33V39L77 38H75L74 40L76 41V40H78V41H76L74 44H73V46H74V48H72V51H73V53H72V55L69 53V50L71 51V48H67V50L65 49L64 51H62V49H61V46H62V43H63V41L65 40V31H64V26H65V24ZM73 23V24H72ZM139 23L140 22H138V24H137V26H136V28L139 26H141L142 25V23H144L143 21L141 22V25H139ZM172 24V25H173ZM179 24V23H178ZM12 25V26H11ZM113 27H112V26ZM144 26H141L139 29H140V34L138 33V38H139V40H142V42H141V44H142V48L141 47H139L138 45H139V43L137 42V43H135V41L138 39V38H136L135 39V36H137V34L135 33V36H134V41H133V37L130 39L131 41H132V43H134L135 45V47H136V49H138V47H139V50L140 49H143V50H141V52L140 51H138V50H136V49H134L133 51H132V54L135 56V57H145L146 56V58H148V60H149V62L151 61V59H152V63L150 62H148L147 61V63H149V64H151V65H149V66H151V67H147V65H146V67H144L145 65L144 64H141V65H139L138 67L137 66H134V67H137V68H134L133 66L131 67L132 69H134V70H130L131 68H128V67H124L123 65L124 64H126L125 62L123 63V68L125 69V71L127 72V77H128V75H129V80H127L129 83H131V81L134 83V84H136V85H134L133 83V85H131V86H133V88L135 89L134 91H136V93H137V87H138V90H141V91H138V93L139 92H143V90L145 89V91H144V94H143V97L145 98L146 96H148V95H150L151 93L152 94H156V92L154 91V88L152 87L151 89H150V87H148L147 85H149L150 86V84H148V80H150V79H152V78H154L155 77V75H154V77L152 76L153 74H155L156 73V71L155 70H157L155 67L156 66H154V64L156 65V63L157 62H159V59L161 58V56H159V55H165L166 56V52H164V51H167L168 49H175L176 47V49H178L177 51H176V49L175 50H173V51H170L169 52V50L167 51L170 55H175L174 57L176 58L175 59V61H177V59L181 56L182 57V55H183V49L182 48H184V47H186V46H180V47H178L179 45H175V46H173L174 44H173V42L176 44V41H177V39H178V37L176 38V36H178V35H174V37H168V36H170V35H166V36H164L163 38H162V41H165L164 43L162 42V43H156V47H152L149 43H145L144 42V37L146 38V35H149V34H153V32L155 33L156 32V30H157V28L159 27V26H153L152 28H151V26H149L148 28H146L147 27V23L145 22L144 24H143ZM172 25H171V28H172ZM0 26V27H1ZM32 26H35V27H32ZM50 26H53V27H51V29H50ZM161 26H162V28H161ZM24 27H26L27 29H24ZM41 29H40V28ZM44 27V29L45 30H43L42 28ZM55 27H56V29H55ZM59 27H60V29H59ZM111 27V28H110ZM116 27V26H115ZM165 27V28H164ZM189 27H191V26H189ZM2 28V27H1ZM0 28V29H1ZM12 28V30H10ZM23 30H22V29ZM29 28V29H30ZM38 28H39V30H38ZM48 28V27H47ZM52 28H54L55 30L54 31H52ZM173 28V29H174ZM192 28V27H191ZM191 28L189 29L188 27H187V30L189 29V30H191ZM15 29V30H14ZM105 29V30H104ZM115 28H113L112 30H110V32L112 31L113 33H114V35H115V37H116V39L118 40V38H119V36H117V32H116V29L114 30ZM156 29V30H155ZM179 29V30H178ZM41 30H42V32H41ZM56 30H58L57 31V36H55L54 34H53V32L54 33H56ZM106 30V31H107ZM114 30V31H113ZM137 29H135V31H136ZM155 30V31H154ZM186 30V31H187ZM8 31V32H7ZM43 31H45V32H43ZM47 31H48V34H47ZM79 31H80V33H79ZM151 31H153V32H151ZM19 32V33H18ZM111 32V33H112ZM137 32V31H136ZM138 32H139V30H138ZM1 33L4 35L3 37V39L1 38ZM60 33V34H59ZM111 33H110V35H111ZM143 33V34H142ZM145 33V34H144ZM82 34V35H81ZM105 34H103V36L105 35ZM151 34V35H152ZM202 34V38H204V39H207V38H209L210 37V32L206 29V31H204L203 33H201ZM9 35V36H8ZM7 36H8V38L10 37V34H8ZM26 35H27V32H26ZM54 37H53V36ZM110 35L108 36V38H112V39H114L113 37H114V35L112 34L111 35V37H110ZM142 35V36H141ZM18 36V35H17ZM44 36V37H43ZM80 36V37H79ZM155 37H156V35H154ZM171 36H173V34H171ZM62 37V38H61ZM105 37V39H106V37L107 36H104ZM118 37V38H117ZM142 37V38H141ZM167 39H166V38ZM7 38V37H6ZM37 38V37H36ZM106 39L107 40V42L109 43L110 41L112 42V44H114L113 42H114V40H109V39ZM122 38V37H121ZM120 38V40L119 41H122V40H125V39H129V38H122L121 39ZM141 38V39H140ZM174 40H173V39ZM161 39V38H160ZM163 39H166V40H168V39H170V40H172V41H166V40H163ZM61 40H62V42H61ZM116 40V43H115V45H114V47H117L118 45V42L119 41H117ZM176 40V41H175ZM180 40H182V39H180ZM185 39H183V41H184ZM3 41V42H2ZM7 41H9V40H7ZM27 41H28V43L30 44H28L27 43ZM30 41H31V43H30ZM50 41V42H51ZM79 41V42H80ZM57 42H58V40H57ZM157 42H158V40H157ZM159 42H160V40H159ZM171 42H172V45H171ZM195 42H197V39H192L191 40V44H189V45H187V49L186 50H191V48L194 50V52L197 50L196 49V47L198 48V50L200 49V50H205V45H198L197 43H195ZM27 44V45H24V44ZM168 43V44H167ZM170 43V44H169ZM18 44H19V46H18ZM22 44H23V46H26L25 48H27L28 47V45L29 46H32V47H34V48H32L31 47V49L29 48V49H27V52H26V55H24V54H20L19 53V49L20 48H22L23 46H22ZM111 43L109 44V45H111L112 47H113V45H112ZM138 44V45H137ZM149 44V45H148ZM162 44H164L163 46H162V48L160 49V47H161V45ZM6 47H5V46ZM12 45H14V47L12 46ZM46 45V44H45ZM138 47H137V46ZM147 45V47L145 48V46ZM168 46V45H170L171 46V48H167V50H165V47L164 46ZM18 46V47H17ZM21 46V47H20ZM54 46V47H53ZM141 46V45H140ZM158 46H159V48H158ZM166 46V47H167ZM199 46V47H198ZM6 49H5V48ZM12 47V48H11ZM16 47V48H15ZM48 47H46V48H48ZM60 47V48H59ZM173 47V48H172ZM212 47V48H211ZM209 46V47H206L207 49L205 50V51H209V52H215L217 49L215 48V46ZM2 48H3V50H2ZM157 50H156V49ZM190 48V49H189ZM195 48V49H194ZM209 48V49H208ZM213 48H215V49H213ZM16 49V50H15ZM53 49V50H52ZM99 49V50H98ZM145 49V50H144ZM162 50V49H164V50H162V51H158V50ZM180 49V50H179ZM210 49H212L211 51H210ZM12 50V51H11ZM29 50V51H28ZM31 50V51H30ZM35 50V51H34ZM57 50V51H56ZM102 50V49H101ZM116 50V49H115ZM136 50V51H135ZM152 50L154 51V53L156 54L157 53V51H158V53H159V55H157L156 54V56H158L157 58H155L156 56H154L153 54L154 53H152ZM193 50H191L190 52H191V54L188 52V51H185V53L187 52L188 53V55L190 54V55H192L193 54ZM10 51V52H9ZM16 51V52H15ZM46 51V52H45ZM75 51H77V53H75ZM114 51V50H113ZM178 53V54H176V52ZM178 51H180V54H179V52ZM29 52V53H28ZM42 54H41V53ZM46 54H45V53ZM50 52V53H49ZM81 53L82 55H80V56H82V57H80L82 60H80V58H79V56H78V54L79 53ZM102 52H104V51H102ZM140 52V53H139ZM164 52V54H162V53ZM173 52V53H172ZM11 53V54H10ZM13 53V54H12ZM19 53V54H18ZM27 53H28V55H27ZM35 53V54H34ZM44 53V54H43ZM48 53V54H47ZM54 53V54H53ZM115 53V52H114ZM113 53V54H114ZM138 53V54H137ZM149 53V54H148ZM150 53H152V54H150ZM175 53V54H174ZM9 54V55H8ZM38 56H37V55ZM49 54H51V57L53 56L54 57V55H55V57H56V60H53V59H55V57L52 59L51 57V59H52V61H56V63L57 64H59L60 62H61V65H62V67H63V73H62V75H64V76H66V80L68 81V84H66V85H62V87H63V91H58L57 92V90H58V88H56V90H55V88L54 87H52V89H51V86L50 85H46V84H43V85H45L46 87L45 88H47V89H45V88H42V87H44V86H42V84L41 85H39V84H37V83H35L34 81V79H33V75H32V73L33 72H31V71H33V69H32V67L34 68V64L36 65V64H38L39 63V59L41 60V58L44 56V55H47V56H49ZM57 54H59V55H57ZM73 54H75V56L76 57H78L79 59L77 60V59H74L75 58V56H73ZM99 54V55H100ZM169 54L166 56V57H168L169 56ZM12 55V56H11ZM20 55H21V57H20ZM35 57H34V56ZM58 56V58H57V56ZM83 55H84V57H83ZM87 55V56H86ZM96 55V57H94ZM114 55H116V53L114 54ZM145 55V56H144ZM148 55V56H147ZM153 55V56H152ZM177 55V56H176ZM190 55H189V57H188V60H189V62L188 63H192L193 65H195L196 64V62L198 61V59H197V55H196V59H191V57H190ZM195 54H193L192 56H194ZM6 56H8V57H6ZM30 56V57H29ZM61 56V57H60ZM70 56H71V58H70ZM151 56H152V58H151ZM179 56V57H178ZM16 57V58H15ZM23 57H24V59H23ZM36 57H37V59H36ZM60 57V58H59ZM155 59H154V58ZM162 57H164V56H162ZM180 57V58H181ZM0 58V59H1ZM12 58V59H11ZM18 58V59H17ZM27 58V59H26ZM32 58V59H31ZM159 58V59H158ZM179 58V59H180ZM194 58H195V56H194ZM9 60V62H8V60ZM59 59V60H58ZM157 59V60H156ZM13 60V61H12ZM20 60V61H19ZM32 60V61H31ZM72 60V61H73ZM116 59H114V61H115ZM155 60V62H154V64H153V61ZM187 60V59H186ZM191 60V61H190ZM195 60V61H194ZM5 61V62H4ZM28 61H30V63L28 62ZM3 62V63H2ZM25 62V63H24ZM35 62V63H34ZM59 62V63H58ZM256 62V63H255ZM254 62V60L253 61H251L250 63H252V64H250V65H252V66H255V72H256V77H258L259 76V80H258V78H257V80L256 81H258V83L260 84H258L257 82V84H258V86H256V83H255V88H254V90H252V98H253V100H255L254 102H256V104L257 105H259V107H261V108H259V112L257 111V114H256V112L254 111V104H252L251 103V105L253 106V108H252V106H250V108L248 109V111H250L251 110V108H252V110L250 111V112H245V111H243V110H241V108L242 107H240L241 105H240V101H239V98H238V96H236V94L238 93L237 91V89H238V87L236 86V85H232V83L230 82V84H229V86H236V87H234L233 89H232V87H230V92L229 93H222V92H225L224 90L225 89H221V93H219V96H220V103H221V105H219V110H220V112L219 111H216V114H217V116L216 115H214L216 118H214L213 119V117H212V120H214L215 121V123H212L213 125H209L207 122L205 123V122H203L202 124H200V126L202 125V127H197V125L199 124L198 123V121H195L194 120V117H193V115H191L190 113H188V112H190L189 111V106L190 105H192V102L194 101V99L196 98V96L194 97L193 95H195V93H192L191 94V92H190V94H188V92L189 91H192V92H194L192 89L190 90V89H188L186 92V94H185V99L187 100V101H185V99L183 98V100H181V99H179V100H177V98L175 99V98H173L172 100H174V101H176L175 102V104H174V106L173 107H170V100H167L166 102H164L163 104H161L160 105V103H158V102H156V101H151L150 103L148 102V103H146V110L148 109V107H150V106H152V105H155V106H157V107H159L161 110H162V112H163V116L164 117H166L167 119H168V123L165 125V126H163V127H160L159 128V130H161V129H163L164 130V133H165V136H166V138L164 137V140H165V143L162 145V143L160 144H158V143H156V146H155V143H154V145L153 146H150L149 145V143L148 142H146V141H144L143 139H140L141 141H140V143L138 144H136L135 145V143L132 145V143L134 142L133 141V139H131L132 138V136H133V133L136 131V125H133L132 123H131V121H130V123L132 124H129V120L125 123L126 125H127V127L125 126L124 128H123V130L121 131V130H119V129H116V125L115 124H117V123H119L120 124V122L122 121H126L127 119H129V117H132V115L130 116V114H128L127 113V111H125L126 109H124V106L121 108V112H120V114L119 113H117V115H115V116H120L122 113H124L123 114V117H122V119H121V116H120V118L119 117H116L115 118V116L113 117V118H111L110 116H109V113H107L108 112V110H110L109 108V106H108V104L106 103V101H101L100 100V104L102 103V105L100 106V105H97V104H95L97 107L98 106H100L99 108H97V107H95V105H93L94 107H95V109L94 110H97L98 109V111L97 112H99L100 111V113L97 115V117H99L100 119H102L103 121L104 120H106V119H104L105 117L107 118V121L108 120H110V121H108V123H106V124H109V126H110V123H111V125H112V123H114L113 125H115V128H113V129H116V131L115 130H113L112 128H111V126H110V128L109 127H105L106 129L107 128H109V129H107V131L108 130H112L113 131V133L114 132H116V135L118 136H116V138H115V143H116V140H117V143H116V145H118V147L120 148L119 149V151L121 152V154L126 150V149H128L129 147H130V149H136L137 147V149H139L140 147V150H142L141 151V154H140V157H139V159H140V163H141V167H146V168H144V169H142V171H141V173H142V175H144L143 176V181H142V183L140 184V186H142L143 187V190L145 189V191H149V192H151V190H152V192H155V193H157V194H152V197H154L152 200H153V202H152V206L153 205H155L154 204V200H155V202H156V204H158V207H150V205H151V200L149 201L147 198H145L144 197V194H140V195H138V192H135V193H129L128 192V186H127V180H129L133 175H135L136 173H138V171H139V167L140 166H130V168H133V169H130V168H128V171H125L124 169L122 170V169H120L119 170V172H117V177H118V179L119 180H122L124 183H123V185H121V186H119L120 188H122V189H116L115 188V191L116 190H119V191H123L124 190V193H123V196H121L122 194H121V192H119L120 194H118L117 193V195H120V197L119 196H115L113 193H109L108 195H107V192L104 190L103 191V189H100L99 190V192H97V191H94L93 192V197H91V199H92V202H91V200H89V202H91V204L88 202V199H90V197H89V195H81V197H80V195H74L73 197H71L70 196V194H71V192H70V190L68 191V190H64V191H67V193H65V192H61V191H59V190H61L62 189V191H63V188L64 189H69V186L71 187V185H72V183H73V180H72V178L73 177H70L69 178V176H72V175H74L73 173H68V172H65L66 170H67V167H65V168H63L64 166H66L67 165V163L64 165L62 162H63V160H64V156H63V159L61 160V157H59L58 159L59 160H56L55 158H54V156H53V154H51L52 152H49L50 153V158H49V153H48V158L46 157V151H44L45 152V154H44V160H43V162H44V166H43V168L41 169H39L38 171H37V173L40 171V172H44L45 170L46 171H48V173H49V175H51L52 177H50L49 178V180H50V182H52V180H53V182L52 183H49V185H50V190L52 191V193L54 194V193H58V191H59V193H60V196L61 195H64V196H61V197H59V193L57 194L58 196L56 197V195L55 196H53V198H61V202L59 203V201H60V199L59 200H57L56 202H58V203H56L55 201V204H54V210H53V205L51 206L50 204L53 202V201H51V203H49L47 206H50V208L52 207V212H53V215L55 216L54 218L55 219H57V222L55 223L56 225H58V223H60V225H62V223L64 222V224L65 225H67V224H69L68 222H71L73 219H75L74 217H71V218H73L71 221H70V219L68 220V217L70 218V216L69 215H73L74 216V214L73 213H71L72 211H73V209H74V211L73 212H77V211H79V210H81V209H83V210H89V208L91 207V208H94V207H96L97 208V210L96 211H98L97 212V215L99 216H96V218H95V220H96V222L97 221H99V220H102L103 219V217H104V215L106 214V210H107V214H108V212H109V214L112 216V214H116L117 212H118V214L119 215H117L116 214V216L115 215H113V216H115L116 217V220H112L113 221V223H112V221H111V223H110V226H113L114 225V227H116V229L114 228V230H112V231H115V233L119 230V229H122V231H119V234L118 233H116V234H118V236H116L115 234H114V232L113 233H111V234H113V235H115L114 236V240H112V242L111 241H108V243H107V237L108 236H112L111 234H109L108 236L106 235V233H104V226L106 227L107 226V223H105V222H101V223H98V225H96L97 227H96V229H92V230H90L89 228L83 233L81 230H78L77 232H79V233H74V232H76V230L73 232L74 233V235L76 236V238L79 240L78 242L80 243V241L82 242V245H83V247L85 248V250L86 251H88V249H86V247L84 246L85 244H86V246H89L90 247V245H88L89 243L91 244H93L94 242H95V244H97V246L95 245V244H93V245H95L94 247L93 246H91V247H93V248H95L96 247V249H101V245H102V249H104L105 251H107L108 253H110V251L111 250H113V248H115L114 246L116 245V240H118L119 239V237H120V234H122V232H123V230H124V233H123V235H121V240L123 239V241H124V238H128L127 236L130 234V233H132V232H130L128 235L126 234V233H128V228L126 227H124L125 229H123V228H121V226L123 225V223H124V218L126 219V217L128 218H130V214L131 215H133V216H131V217H135V216H140V215H143L144 213L143 212H145L146 214H147V216L149 217L150 216V218H148V222H147V224L145 223V226L146 225H153V224H157V223H155V222H157V220L155 219L156 217H158L159 215H157V213L158 214H160V215H165V214H167V216H166V219H165V223H164V227L165 228H167L166 230H165V228L162 230V234H167L168 235V238H171L172 237V239H173V236L172 235H174V234H176L177 235V231H176V226L179 224V221H176V219H175V214H176V211L178 210V207L180 208V209H182V208H184V207H186L187 205H188V200H187V198H188V196H189V194L191 193V191H192V188H190L189 186H188V184H187V179L186 178H184V177H182V182L180 181L179 182V188L178 187H176L175 185H174V181L176 180V174H175V171H178V169H177V165L175 166L174 164H173V160H174V162L176 161V164L181 160V158H182V160L184 159V145H186V144H188L189 143V141L190 140H188L189 139V133L192 131V127H193V131H194V134H193V137H194V139H195V141H197L196 139H197V136H198V138H199V136L201 137L202 135V137H205L206 135H209L211 138H212V136H213V138H212V140L213 141H215V139H216V141H215V143L217 142V144L218 143H221L222 142V140L223 139H229L228 141L226 140H224L225 141V143H229V144H231L229 141L230 140H232L231 142H232V147H231V151H230V155H229V158H230V156H231V158H230V160L232 161V163H234V167L233 168H236V169H239L240 167H241V165L243 166V164H244V162H245V164H244V169H245V172H247V173H249L250 172V174L255 170L254 168V166L257 164L256 162H255V160L257 159L256 158V149H259L261 146H262V144L264 143V103L262 102V101H259V102H257V97L256 98H254L255 96H257L258 95V99H260V97L261 96H259V94H257V91L259 92V91H263V93H260V94H264V89H259V88H262V84H264V82H263V78H264V71H263V68H262V71L260 70L261 69V67H260V69L256 66L257 65V61H255ZM1 64H2V66H1ZM4 64V65H3ZM22 64V65H21ZM83 64V63H82ZM95 64H96V66L95 67H97L98 65H99V63L97 62H95ZM94 64V65H95ZM118 64V63H117ZM121 64V63H120ZM120 64H118V66L120 65ZM192 64H190V65H192ZM25 65V66H24ZM32 65V66H31ZM152 65H153V67H152ZM192 65V66H193ZM11 68H10V67ZM17 66V67H16ZM20 66V67H19ZM30 66V67H29ZM50 66V65H49ZM122 66H119V67H122ZM179 66V65H178ZM177 66V67H178ZM4 67V68H3ZM7 67H9V68H7ZM118 67V69H121V68H119ZM52 68V67H51ZM128 68V69H127ZM143 68V69H142ZM145 68V69H144ZM150 68H152V69H150ZM137 69V70H136ZM18 70V71H17ZM21 70H23V71H21ZM122 70V69H121ZM129 72H128V71ZM136 70V71H135ZM158 70H161V67H159L158 68ZM24 71H26V72H24ZM124 71V70H123ZM122 71V72H123ZM123 72L124 73V75H123V73H122V77L120 76V78H122L121 80H125L126 79V77H125V79H123L124 77L123 76H126L125 74H126V72ZM132 71V72H131ZM12 72H14V73H12ZM18 72V73H17ZM28 72H30V73H28ZM136 72H138V74L139 75H130V74H134V73H136ZM4 73V74H3ZM14 74V75H13ZM30 74V75H29ZM2 76V77H1ZM13 76V77H12ZM18 76V77H17ZM29 76V77H28ZM142 76V77H141ZM11 79H10V78ZM263 77V78H262ZM150 78V79H149ZM15 79H17V82H16V80ZM29 79H30V81H29ZM131 79V80H130ZM262 79V80H261ZM11 80H13V81H11ZM21 81V82H20ZM27 81V82H26ZM31 81H33V82H31ZM126 81V80H125ZM10 82H11V84H10ZM26 82V83H25ZM127 82V83H128ZM137 82V83H136ZM263 82V83H262ZM15 83H17V84H15ZM30 85H29V84ZM21 84V85H20ZM24 84V85H23ZM36 84V85H35ZM15 85V86H14ZM33 85H34V87H33ZM9 86V87H8ZM14 86V87H13ZM19 86H21V87H19ZM42 86V87H41ZM47 86H49V88L47 87ZM260 86V87H259ZM10 87H13V88H10ZM15 87H17V88H15ZM40 87V88H39ZM127 87H129L128 85H127ZM19 88V89H18ZM31 88H34L35 89V92H34V95H35V93H36V95L37 96H32V98H33V102H28V103H25V101H24V98L23 97H25V95H26V93H27V90H30ZM130 88V87H129ZM132 88V87H131ZM144 88V89H143ZM257 88V89H256ZM21 89V90H20ZM25 91H24V90ZM27 89V90H26ZM34 89H32V90H34ZM255 89H256V92H254L255 91ZM52 90V91H51ZM117 90H119V89H116L115 90V94L116 95H118V96H116L115 94V96L114 95H112V97H114V99L116 98L117 99V97H119L118 98V100H115V103H117V101L118 102H120V103H123V100H125V99H120L121 97V95H125V96H123V97H127L126 95H128L129 94V89H128V94L127 93H123L121 90H120V94H121V92L123 93V94H121V95H119L118 93H119V91H117ZM147 90H148V92H147ZM152 90V91H151ZM215 90H218V89H213V92H215ZM228 90H229V88H228ZM237 90V91H236ZM17 91V92H16ZM57 93H56V92ZM117 91V92H116ZM151 91V92H150ZM3 92H4V94H3ZM25 92V93H24ZM125 92V91H124ZM131 92V91H130ZM147 92V93H146ZM9 93V94H8ZM140 94H142V93H140ZM221 94V95H220ZM39 95V96H38ZM186 95H188V96H186ZM222 95H223V97H222ZM228 95V96H227ZM21 96H23V97H21ZM218 96V97H219ZM232 96V97H231ZM11 97V98H10ZM39 97V98H38ZM111 97V98H112ZM186 97H188V98H186ZM192 97H194V98H192ZM221 97L223 98V100H221ZM23 100H22V99ZM30 99H32L31 97H29ZM50 98V99H51ZM238 98V99H237ZM60 99L63 101V103H61L62 101H60ZM113 98H112V101L114 100ZM29 100V99H28ZM40 100V101H39ZM191 100V101H190ZM226 100V101H225ZM261 100V99H260ZM263 100V99H262ZM57 101H58V103L59 104H56L57 103ZM22 102H24V103H22ZM51 102V103H52ZM103 102H104V104H103ZM126 102V100L124 101V103ZM191 102V103H190ZM223 102L226 104H223ZM228 102V103H227ZM17 103V104H16ZM38 103V104H37ZM98 104H99V102H97ZM112 103H114V101L112 102ZM123 103V104H124ZM184 103V104H183ZM39 104H42V105H39ZM53 104V103H52ZM51 104V105H52ZM105 104H107L106 105V108H105ZM110 104H111V102H110ZM109 104V105H110ZM119 104V103H118ZM148 104H150V105H148ZM186 104V105H185ZM18 105V106H17ZM34 107H33V106ZM39 105V106H38ZM168 105V106H167ZM224 105V107H222ZM36 106H37V108H36ZM53 106H54V104H53ZM52 106V107H53ZM61 106H62V109H61ZM104 106V107H103ZM164 106H165V109H164ZM228 106V107H227ZM263 106V107H262ZM26 107V108H25ZM29 107V108H28ZM31 107V108H30ZM57 107V106H56ZM58 107V108H59ZM65 107V108H64ZM94 107H89V110L91 111L92 110V108H94ZM187 107H188V109H187ZM221 107V108H220ZM15 108V109H14ZM41 108V107H40ZM55 108V107H54ZM97 108V109H96ZM104 108V109H103ZM21 109V110H20ZM24 109V110H23ZM28 109V110H27ZM57 109V108H56ZM72 109V110H71ZM108 109V110H107ZM144 109V110H145ZM8 110V111H7ZM15 110H16V112H15ZM17 110H20V112L19 113H21V111H25V112H23L22 113V117H24V118H22L20 115H18L20 118H22L23 119V121H26V123H23V121H21V120H19V118L18 119H16V114H17ZM27 110V111H26ZM67 110V111H66ZM69 110V111H68ZM103 111V113L104 112H106V113H104L105 114V116H104V114H102V115H100L101 113H102V111ZM106 110V111H105ZM145 110V111H146ZM29 111V112H28ZM74 111H76V112H74ZM144 111V112H145ZM10 112H11V114H10ZM15 112V113H14ZM32 112V113H31ZM167 112H169V113H167ZM263 112V113H262ZM73 113H76V114H73ZM164 113H166V114H164ZM250 113H252V115H253V117L250 115ZM29 114V115H28ZM38 114V113H37ZM36 114V115H37ZM72 114V115H71ZM109 116V118H111V119H114V120H111V119H108V117H107V115ZM168 114V115H167ZM245 114V115H244ZM35 115V116H36ZM125 115H126V119H125ZM174 115H175V117H174ZM10 116V117H9ZM14 116V117H13ZM103 116V118H101ZM250 116V117H249ZM252 117V120H251V122H252V124H251V122H250V118ZM27 118H28V120H27ZM119 118V119H118ZM133 118V117H132ZM132 118H130V119H132ZM173 118V119H172ZM255 118V119H254ZM9 119H11V121L9 120ZM14 119V120H13ZM115 119H117V121L115 122ZM121 119V120H120ZM125 119V120H124ZM184 119H185V121H184ZM190 119H193L192 120V124H194V126H192V124H191V120ZM71 120V121H70ZM118 120H120V122H118ZM188 120V121H187ZM211 120V121H212ZM17 121V122H16ZM21 121V122H20ZM29 121V122H30ZM102 121V122H103ZM111 121H113V122H111ZM133 122H134V124H136L135 123V118H134V120H132ZM210 121V122H211ZM214 121H212V122H214ZM104 122H106V121H104ZM103 122V123H104ZM172 122H174V124H176V125H173V124H171ZM185 122H187L188 124H186ZM194 122V123H193ZM261 122V124H259ZM19 123V124H18ZM21 123H23V124H21ZM124 123V122H123ZM131 126L130 127V129H132L134 126V128H133V130H130L129 129V126H128V124ZM184 123V124H183ZM250 123V124H249ZM21 124V125H20ZM105 124V123H104ZM170 124L171 125H173V126H175V127H173V128H171L170 127ZM185 124H186V126H185ZM208 124V125H207ZM211 124V123H210ZM23 125V126H22ZM112 125V126H113ZM207 125V127H205ZM26 126H24V127H26ZM133 126V127H132ZM189 126V127H188ZM209 126V127H208ZM21 127L19 128L20 130H21ZM23 127V128H24ZM114 127V126H113ZM168 127V130H166L167 131V133L165 132V129ZM172 129H170V128ZM211 127H213V128H211ZM218 127V128H217ZM104 128V129H105ZM117 128H118V125H117ZM127 128V129H126ZM205 128V129H204ZM207 128H209V129H211V131L209 130V129H207ZM216 128V129H215ZM243 128V129H242ZM106 129L105 130H103V131H106ZM135 129V130H134ZM188 129V130H187ZM204 129V130H203ZM207 129V130H206ZM23 130V129H22ZM21 130V133H20V138H21V134H24L25 135V137L24 136H22V138H23V140L21 141V139L19 138V136H17V135H15L16 136V138L13 136V137H11L10 139H9V137H6V139L8 140H12L13 139V143L14 142H16L17 141V139H18V141L19 142H21V145H24V144H28L29 145V143H30V145L32 144V146H34L33 145V142H34V144L35 145H37L36 143L37 142H40L41 143V145L43 144L42 142V140L43 139H41V141H40V139H39V141L37 140V138H38V136L40 135H38V134H35V132L34 133H32V135H31V133L29 134V135H27V134H25V131H22ZM131 131V134L130 133H128V132H130ZM171 130V131H170ZM174 130H175V132H174ZM185 130V131H184ZM197 130V132H195ZM207 132H206V131ZM208 130H209V132H208ZM18 131V133L17 134H19V130H17ZM112 131L110 132L111 133V135H112ZM118 131L121 133V132H125V133H123V134H125V135H123V134H121L122 136H123V138H121V135H120V133H119V135H118ZM127 131V132H126ZM133 131V132H132ZM198 131H201V132H198ZM204 131V132H203ZM152 132V131H151ZM174 132V133H173ZM76 133H77V135H76ZM176 133V134H175ZM201 135H200V134ZM203 133V134H202ZM209 133H212V134H209ZM225 133V134H224ZM241 133V134H240ZM252 133V134H251ZM33 134H35V135H37V138H35V135H34V138H33ZM81 133H79L78 134V131H76L75 132V136H76V139H79V136H81V138L84 136V133H82L83 135H80ZM115 134V133H114ZM129 134V135H128ZM149 134H150V131H149ZM188 134V135H187ZM197 134V135H196ZM199 134V135H198ZM205 134V135H204ZM245 134V135H244ZM79 135V136H78ZM190 135H191V133H190ZM196 135V136H195ZM216 135V136H215ZM28 136H29V138H28ZM31 136H32V139H31ZM41 136L42 135H40L39 136V138H41ZM113 136H115V135H113ZM113 136H112V138H113ZM120 136V137H119ZM173 136H174V138H173ZM216 137V138H215ZM234 137V138H233ZM27 138V139H26ZM80 138V139H81ZM107 138V137H106ZM105 138V139H106ZM110 138H111V136H110ZM111 138V139H112ZM119 138V139H118ZM177 138V139H176ZM218 138V139H217ZM230 138H232V139H230ZM33 139H36V140H33ZM102 139H103V141L101 142L102 144H103V142H104V136L102 137ZM173 139V140H172ZM222 139V140H221ZM238 139H240V140H238ZM16 140V141H15ZM29 141V143H27V142H23V141ZM31 140V141H30ZM33 140V141H32ZM112 140H114V138L112 139ZM121 140V141H120ZM123 140V141H122ZM126 140V141H125ZM127 140H129V141H127ZM131 140V141H130ZM138 140V139H137ZM136 140V141H137ZM176 140V141H175ZM218 140V141H217ZM220 140V141H219ZM17 141V142H18ZM139 141V140H138ZM173 141V142H172ZM180 141V142H179ZM224 141H223V143H224ZM7 142V141H6ZM5 142V144H7ZM18 142V143H19ZM122 142V143H121ZM142 142V143H141ZM178 142V143H177ZM233 142H234V144H233ZM23 143V144H22ZM40 143H38L39 144V146L40 147H42L41 145H40ZM100 143V144H101ZM119 143V144H118ZM148 143V144H147ZM182 143V144H181ZM255 143V144H254ZM147 144V145H146ZM177 144H181V145H177ZM228 144V145H229ZM261 144V145H260ZM0 145H1V143H0ZM20 145V144H19ZM30 145H29V147H28V149L30 148ZM128 145V146H127ZM131 145H132V147H131ZM134 145H135V147H134ZM168 145V146H167ZM173 145V146H172ZM235 145V146H234ZM39 146H35V148L36 147H39ZM145 146L147 147H151V152H149V149L147 148V150H148V152H147V154L148 153H150L149 154V158H146V159H149V160H147L146 161V159H144V156H145V154L144 153H142V152H145V151H147L146 150V148H145ZM160 146H161V148H160ZM176 146V147H175ZM230 146V145H229ZM142 147H144V148H142ZM149 147V148H150ZM256 149H255V148ZM43 148H44V146H43ZM43 148H41V150H44ZM152 148H154V149H152ZM156 148V149H155ZM178 148H180V149H178ZM31 149H33V147L31 148ZM39 149V151H40V148H38ZM124 149V150H123ZM143 149L145 150V151H143ZM167 149V150H166ZM182 149V150H181ZM36 150V153H37V148L35 149ZM35 150H29V152H34ZM103 151H104V153H103V151H102V154L103 155H105L106 156V150H104V149H102ZM161 150H163V153L161 152ZM164 150H166V151H164ZM168 150H169V152H168ZM176 150H178L177 151V153L176 152H174V151H176ZM179 150H180V152H179ZM48 152V151H47ZM160 152V153H159ZM166 152V153H165ZM178 152H179V154H178ZM35 153V152H34ZM33 153V154H34ZM35 153V154H36ZM99 153V152H98ZM161 153H162V155H161ZM165 153V154H164ZM167 153H168V155H173V158H172V163H171V161H169V157L170 156H168L167 155ZM34 154V155H35ZM102 154H101V150H100V153H99V155L97 156V154H94L93 156L91 155H88V159H87V161H88V163H90L91 164V166L87 163V161H86V166H84L85 164H83L82 162H76V163H74V167H79V164H80V167H81V165L82 166H84L85 168H87V170L89 169V171H92L93 173H95L96 174V172H97V174H98V171L100 172V169H101V165H103V164H105V162H107L106 164H108L109 163V161L110 160H108L109 159V157L108 156H106V158H105V156H102ZM144 154V156L142 157V155ZM4 155H6V153L5 152H1L0 151V157L1 156H3L4 157ZM51 155H52V157H51ZM157 155H159V159H161V161L163 162H166V161H169V162H166V163H169V170L168 169H166L168 166H165V165H163L164 164V162L163 163H161V161L159 160V164L161 163L162 165H160V167L158 166V163H157V161H158V158H156L157 157ZM100 156H102V157H100ZM151 156V157H150ZM156 156V157H155ZM168 156V157H167ZM1 158V159H3V160H1L0 159V176L2 175V174H4V172H5V174L4 175H2L1 177L2 178H0V179H3V181L5 182V184H6V182H9V184H13L14 182V180H16V182L14 183L15 184V186H17L18 185V183L19 182H24V181H26V179H25V177H27L26 176V174L28 175V172H21V173H19L20 171L17 169V166H14V163L11 161V160H8L7 158V161H5L6 159H5V157L4 158ZM98 157V158H97ZM107 157H108V159H107ZM154 157V158H153ZM160 157H162V158H160ZM163 157H164V160H162L163 159ZM165 157H166V160H165ZM181 157V158H180ZM25 157L23 156V160L24 161H26L25 159H24ZM52 158V159H51ZM53 158L56 160L55 162H53L52 160H53ZM101 158V159H100ZM113 158V157H112ZM157 159V161H155L154 162V160H156ZM5 159V160H4ZM99 159H100V161H99ZM118 160V162L117 163H122V159H119L118 157H116V158H113V160ZM171 159V158H170ZM239 159V160H238ZM92 160H93V162H92ZM181 160V161H182ZM10 161V162H9ZM59 161V162H58ZM60 161H62V162H60ZM90 161V162H89ZM145 161V162H144ZM153 161V162H152ZM1 162H3V163H1ZM4 162H6V163H4ZM7 162H8V165H7ZM92 162V163H91ZM102 162H104V163H102ZM241 162H243V164H241L240 165V163ZM255 162V163H254ZM13 164V166H12V164ZM54 163H55V167H54ZM58 163V164H57ZM60 163H62V164H60ZM120 163V164H121ZM153 163H154V165H153ZM165 163V164H166ZM51 164V165H50ZM56 164H57V166H56ZM77 166H76V165ZM88 164V165H87ZM152 164V165H151ZM6 165H7V167H6ZM58 165H60V166H58ZM172 165H174V167L175 168H173V166ZM9 166H12L13 168H12V172H10V170H11V168L10 169H8L9 168ZM37 166H38V164H37ZM62 166V167H61ZM90 166V168H92V170H90V168H88ZM97 166L98 167H100V168H97ZM171 166H172V170L170 169L171 168ZM254 168H253V167ZM45 167V168H44ZM48 167H50V168H48ZM57 167V168H56ZM138 167V168H137ZM154 167H159L160 168V171H161V174L160 175H156V172H155V168ZM238 167V168H237ZM3 168H5V170L3 169ZM47 168V169H46ZM82 168V167H81ZM158 168V169H159ZM165 168V169H164ZM178 168H179V166H178ZM248 170H247V169ZM64 169H66V170H64ZM94 169L96 170V172H94ZM9 170V171H8ZM126 170H127V168H126ZM130 170V171H129ZM144 170H146V171H144ZM14 171H15V173H19V176H21V178L18 176V174H15L14 173ZM162 171H163V173H162ZM167 171H168V173H167ZM173 171H174V174H175V176L173 175V177L170 175V174H173ZM9 172H10V175H9ZM122 172V173H121ZM8 173V174H7ZM69 175H68V174ZM59 174V175H58ZM71 174V175H70ZM122 174V175H121ZM168 174V175H167ZM12 175V176H11ZM17 177H16V176ZM65 175V176H64ZM164 175V176H163ZM170 175V176H169ZM4 176V177H3ZM8 176L10 177V178H8ZM14 176H15V178H14ZM23 176H24V178H23ZM60 176H62V177H60ZM162 177V180H161V177ZM7 177V178H6ZM60 179H59V178ZM121 177V178H120ZM156 177H158V179H156ZM167 177H168V179H167ZM56 178V179H55ZM61 178H62V180H61ZM129 178V179H128ZM145 178V179H144ZM172 178H174V179H172ZM183 178H184V181H183ZM21 179V181H19ZM58 179V183H56V180ZM165 179V180H164ZM169 179H170V182H169ZM185 179H186V182H185ZM8 180V181H7ZM61 180V181H60ZM158 180L160 181L159 183V186L158 187H155V183L156 182H158ZM166 180H167V183H166ZM18 181V182H17ZM72 181V182H71ZM121 181V182H122ZM126 181V182H125ZM162 181V182H161ZM69 182V183H68ZM185 182V183H184ZM54 183H56L55 185H54ZM153 183V184H152ZM162 183V184H161ZM164 183V184H163ZM144 184V185H143ZM181 184V185H180ZM8 185V184H7ZM7 185H6V187H7ZM69 185V186H68ZM163 185V186H162ZM12 186V185H11ZM10 186V187H11ZM15 186L13 187V188H15ZM51 186H52V188H51ZM64 186H66V187H64ZM124 187V188H123ZM141 187V188H142ZM165 187V188H164ZM8 188H9V186H8ZM58 188H59V190H58ZM147 188H149L150 190H148ZM178 188V189H177ZM71 189V188H70ZM58 190V191H57ZM162 192V193H161ZM165 192V193H164ZM171 192V193H170ZM65 193V194H64ZM97 193V194H96ZM102 193V194H101ZM140 193V192H139ZM103 194L105 195L104 197H103ZM130 194H133V196L132 195H130ZM161 194V195H160ZM187 194V195H186ZM16 195V196H15ZM17 195H19V194H14V195H11L12 196V198H13V200L14 199H21L19 196H18V198H16L17 197ZM107 195V196H106ZM112 195H114V200L116 199V201H115V203H114V200L112 201L111 199H112ZM156 195H157V197H156ZM70 196V197H69ZM82 196H85L84 198L86 199L87 197H89V198H87V202H86V204H87V206L86 207H84V205H86L85 204V201H82L83 199H79V198H83ZM138 196H139V199H137L136 200V198H138ZM141 196H143L144 198L142 199L143 200V202H142V205L143 206H140V209H139V211H138V209L136 208V207H138L139 205L138 204H140V202H138V200L139 201H141V199H140V197ZM67 198V200L68 201H65V199ZM78 197V198H77ZM117 197H119V200H118V198ZM63 198H65L64 200H63ZM72 200H71V199ZM74 198L75 199H77V200H81V202H79L78 201V205H77V200H74ZM100 198V199H99ZM104 198V199H103ZM106 198V199H105ZM69 199H70V201H69ZM98 199V200H97ZM110 199V200H109ZM132 199H134V200H132ZM146 199V201H144ZM161 199V201H163V202H161V201H159ZM181 200H182V202H181ZM22 201H24V198L22 199ZM99 201H100V203H99ZM124 201V202H123ZM149 201V202H148ZM157 201L160 203H157ZM168 201V202H167ZM180 201V202H179ZM64 202V204H62ZM69 202H71L70 204H69ZM73 202H76L75 203V205H74V203ZM84 202V203H83ZM119 202V203H118ZM122 202V203H121ZM127 202V203H126ZM144 202L146 203V204H144ZM186 202V204H184ZM81 203V204H80ZM106 203H108V205L106 204ZM131 203H134L133 204V206H132V204ZM138 203V204H137ZM162 203V204H161ZM171 203V204H170ZM90 204V205H89ZM119 204V205H118ZM174 204V205H173ZM181 204H182V206L183 207H181ZM59 205V206H58ZM80 205V206H79ZM94 205V206H93ZM113 205V206H112ZM116 205V206H115ZM141 205V204H140ZM149 205V206H148ZM163 205V206H162ZM69 206H71V208L69 207ZM74 206H75V208H74ZM79 206V207H78ZM90 206V207H89ZM148 206V207H147ZM78 207V208H77ZM168 207V208H167ZM171 207V208H170ZM88 208V209H87ZM90 208V209H91ZM95 208V209H96ZM142 208V209H141ZM151 208V209H150ZM158 208H160L159 209V212H157V209ZM174 208V209H173ZM177 208V209H176ZM206 207L203 205L201 208H199L200 210H204ZM71 209V210H70ZM76 209V210H75ZM100 209V210H99ZM112 209V210H111ZM118 209V210H117ZM145 209V210H144ZM162 209H163V212L165 213H163V212H161L162 211ZM168 209V210H167ZM60 210V211H59ZM61 210H62V212H61ZM123 210V211H122ZM127 210V211H126ZM136 210V211H135ZM149 210H150V213H149ZM164 210H166V211H164ZM170 210V211H169ZM223 210V209H222ZM222 210H220L221 212H222V214H221V212L220 211H218V213H217V217H218V223H221V220H222V215L225 213L224 211H226V209H224V211H222ZM56 211V212H55ZM70 213H69V212ZM110 211L112 212V214L110 213ZM147 211H148V213H147ZM156 211V212H155ZM179 211V210H178ZM56 213V215H55V213ZM60 212V213H59ZM100 212L102 213V212H104L103 214H100ZM114 212V213H113ZM140 212V213H139ZM174 212V213H173ZM162 213V214H161ZM171 213V214H170ZM220 213V214H219ZM68 214V215H67ZM106 214V215H107ZM108 214V215H109ZM129 216H128V215ZM151 214V215H150ZM65 215H67V218H65L66 216ZM71 215V216H72ZM121 215V217L123 216V220H121L122 218H120L118 221L120 222H118L117 221V218L119 217ZM52 216V215H51ZM56 216H57V218H56ZM145 216V215H144ZM144 216H140L141 218H144ZM53 217V216H52ZM15 217H13V219H11L9 222H10V225L12 226L13 224V221L15 220L14 219ZM102 218V219H101ZM153 218V219H152ZM65 220V221H64ZM121 220V221H120ZM151 220V221H150ZM59 221V222H58ZM66 222V223H65ZM118 222V223H117ZM152 222V223H151ZM175 222V223H174ZM103 223V224H102ZM115 223V224H114ZM178 223V224H177ZM63 224V225H64ZM102 224V225H101ZM118 224H119V226H118ZM122 224V225H121ZM175 224V227L173 226ZM62 225V226H63ZM100 225H101V228H100ZM104 225V226H103ZM147 226V227H148ZM99 227V228H98ZM172 227V228H171ZM56 228H58V227H56ZM61 228V226H59V228L58 229H60ZM174 229L175 230V233L173 234V232L174 231H172L171 229ZM208 229H209V227H207ZM52 229H54V228H52ZM101 229V230H100ZM127 229V230H126ZM132 229V231H134L135 230V228H131ZM54 230H56V229H54ZM93 230H95L96 231V233L94 234V232H93ZM99 230V231H98ZM98 231V232H97ZM101 231V232H100ZM127 231V232H126ZM135 231H137V230H135ZM135 231L133 232V233H135ZM164 231V232H163ZM82 232V233H81ZM91 232V233H90ZM92 232H93V234H92ZM126 232V233H125ZM170 232H172L171 234H170V236H169V234L168 233ZM72 232H69L68 234H66L65 235V237H68L67 238V241H68V243H69V245H68V243H67V241H66V238H65V242L67 243V246L68 247H71L70 249L72 250V247L74 246H80L81 247V245H78V243L76 242L77 241V239H75V237H74V235L73 234H71ZM85 233H87V234H89V235H86ZM99 233V234H98ZM208 235H209V230H207V232H206ZM82 234H84V235H82ZM71 235H73V239H75L74 240V242L75 243H77V244H74V242L72 243L71 241H73L72 240V238L70 237ZM79 235H81V236H79ZM86 235V236H85ZM94 235H95V237H94ZM107 237H106V236ZM164 235V236H165ZM167 235H166V237H167ZM176 235H174V238L176 237ZM80 238H79V237ZM93 238V239H91V237ZM102 236L104 237V238H102ZM69 237L71 238V239H69ZM89 237V238H88ZM118 237V239H115V238H117ZM124 237V238H123ZM106 238V239H105ZM90 239H91V241H90ZM131 239V238H130ZM132 240V239H131ZM96 241H97V243H96ZM129 240L127 239V242H128ZM24 243H25V246L24 247H26V245L28 244V243H26L25 241H23ZM48 241H46V244H48L47 243ZM89 242V243H88ZM103 242V243H102ZM114 242V243H113ZM125 242H126V240H125ZM73 244V245H71L70 246V244ZM88 243V244H87ZM102 243V244H101ZM113 244V245H110V244ZM23 244V243H22ZM30 244H31V246H30ZM33 244H34V246H33ZM81 244V243H80ZM99 244H101V245H99ZM110 246H109V245ZM24 245V244H23ZM52 244L49 242V245L48 246H51ZM105 245V246H104ZM28 246H30V247H36V246H38L37 245V243L35 244V242L33 243V242H29V244L27 245V247ZM108 246V247H107ZM22 247V246H21ZM67 247V249H66V246H65V249H66V251L68 250V252H67V256H68V254H70V253H73L74 252V250L76 249V248H74V250H72V251H70V249ZM82 247V249L84 250V248ZM107 248H109V249H107ZM112 248V249H111ZM117 249V248H116ZM95 249H91V250H89V252H92V251H94ZM18 251V250H17ZM69 251H70V253H69ZM215 251V250H214ZM78 252L79 251H77L76 253L78 254ZM83 252V251H82ZM82 252H80L81 254H83ZM76 253H73V256H68L69 258L71 257V264H72V262L74 261V259L73 258H75L76 256ZM79 253V254H80ZM121 253V252H120ZM13 255H14V252L12 253ZM11 254V255H12ZM10 255V257L12 258V256ZM15 255H16V252H15ZM14 255V256H15ZM13 256V257H14ZM171 256V254H169L168 255V257H170ZM8 258V260L5 258L4 259V261L5 262H7L8 264H11V260L9 259V256H7ZM67 257V258H68ZM217 258H215V261H218L219 260V257L218 256H216ZM68 258V259H69ZM172 258H173V255H172V257H170L169 259H171L170 261H172V263H173V261H174V263L173 264H179V261H177V260H174V258H173V260H172ZM67 259V261H66V263L65 264H67V262H68V264H70L69 263V261H70V259L68 260ZM217 259V260H216ZM1 260V259H0ZM142 260V259H141ZM2 261H3V259H2ZM2 261H0V263L2 264ZM12 261H15L14 259H12ZM215 261H211V262H209L210 264H213ZM16 262V261H15ZM15 262H12V264L13 263H15ZM25 262V261H24ZM29 262L30 261H28V264H29ZM26 263H27V261H26ZM25 263V264H26ZM74 263V262H73ZM141 262H139V264H140ZM24 264V263H23ZM134 264H136V263H134ZM138 264V263H137ZM141 264H144L143 263V261H142V263ZM146 264V263H145Z\"/></svg>", "mask_w": 264, "mask_h": 264}, {"label": "snow or ice", "instance_id": "6c2138e0", "mask_svg": "<svg viewBox=\"0 0 264 264\" xmlns=\"http://www.w3.org/2000/svg\"><path fill=\"white\" fill-rule=\"evenodd\" d=\"M251 231V230H250Z\"/></svg>", "mask_w": 264, "mask_h": 264}]
</instances>
